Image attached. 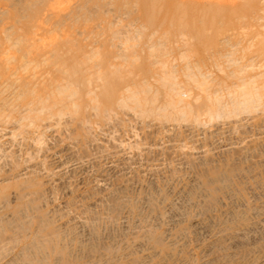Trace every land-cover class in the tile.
<instances>
[{"label": "rangeland", "instance_id": "obj_1", "mask_svg": "<svg viewBox=\"0 0 264 264\" xmlns=\"http://www.w3.org/2000/svg\"><path fill=\"white\" fill-rule=\"evenodd\" d=\"M203 1H205V0H200V1H192V0H0V166H1L0 167V179H2V182H3L2 183L0 180V182H1L0 183V204L4 200L2 203L3 205H0V210H1V207L3 206L2 207L3 210L0 211V216L3 215L2 217L5 216V218L8 217V219L11 217H14V221H17L18 219L20 221V222L17 221V223H19V224H18V226L16 225V228H14L15 227L14 224H16V223H13L14 221L12 222L13 224L10 222V224H12L11 226H14L13 227L14 229L19 228L17 231H15V230H13V228L11 229L9 222H8L9 225H7V223H5V221H7V219L3 218V220L0 221L1 222L0 225L4 224L5 229L3 228V226H2V228L0 227L2 229V231H0V233L4 231L3 233L0 234L1 235L0 240L4 241L3 246H6L8 244V247H6V248H8V252L11 251V252H9L10 254L14 253V255L11 254L13 257L21 255L20 257L22 258L25 256V252L28 253V251H29L28 254H31V256H32L31 260H28L30 262L27 261L28 258H26V257L30 256L27 253L26 254L28 256L26 255L23 259H21L18 256L17 261H20L18 263L15 260V258L11 257V255L9 253L7 254V252H6L7 249H5V248L2 249V241H1V243H0L1 244V246H0L1 250L0 251L5 250V252H4L5 256L3 254H2V256L0 255L2 257L3 261L6 260L3 258H6V256L9 255L10 257L8 258V256H7V260L13 258V259H11L12 264H21V262H24V261H25L24 262L25 264H35V263H37L38 259H39L38 263L40 260L45 261V263H42L40 261L39 264H41V263L46 264L47 259H48L47 264H51V263L56 264L55 259H59L61 257V255H59L60 253L58 254V252L54 253V247H52V246L57 245L58 240L60 243V240L62 241V239H63V241H62L63 244L65 243V245L67 247L70 245L69 249L70 248H71V250L74 249L73 251L74 252L76 251L77 253H81L82 246H84L83 252L87 251V246H88L89 247L88 251L89 250L93 251L94 254L96 253V251H99L96 253L97 255L99 253H103V252L105 253V251L107 254L112 255L111 251L114 250V254H113V256H114L115 251H117V250L119 251V249H120V242H121V244H123L132 238L137 237L138 239H141L142 236H143L142 238H144V236L146 235V234L144 235V233H147V231H149V232L147 233V235H146L147 237L145 236V238L148 240L151 239V241H154L155 237H158V234H160L162 231V229H156L155 227L157 225L161 224L162 221H164V219H166L165 209L169 208L170 209V210L168 209L169 212H171V210L177 211L178 208L180 206H182V208L179 209V212H180V215L182 214L183 217L180 216L178 219L177 225L174 226V232L177 231L176 234L180 235V233H181L182 235H184L186 230H187L188 223H190L192 218L197 217L199 215V218L201 216L202 221H204L203 222L204 226L207 227L208 229L211 228L213 235L216 237V238L214 236L211 237L212 239H216L215 241L218 244L217 243H216V245L214 244V246L212 248V254L214 256V258H213L214 260L212 262H208V264L209 263H211V264H225V263H227V264H253V263L254 264H264V224H263L264 221H261L260 219L255 218V212L253 210H255V208H257V207H255L256 203L254 204L251 201L246 200L248 198V192H250V189L245 188L244 186H246V185L243 186V184H242V181H243L242 179L245 176V172H243V171L239 172V169L243 170L245 167L250 165L249 163L251 161L247 158L248 156H246L245 153L246 152L251 153L253 148H254V153H255L256 152L255 147H253L252 149L250 148V151L246 150L243 152L241 150L239 151V149L238 150L235 149V150H237L236 151L237 153H234L235 150L233 152L229 153L228 155H229V157L230 156L231 157L230 158L228 157L227 158L228 160H225L223 162L216 160V159H219L217 157V154H218L217 152L221 151L220 150L221 146L226 144V142H229L232 139V137H236L237 134L239 135L241 132L240 129L242 130V128L238 127V125H235L236 127L233 125L235 127L234 128L235 130L233 129L232 126H231L232 128L228 129L230 131H228L226 128V126L233 123L234 120L236 121V119H234L235 118L234 116H236V115L234 114L232 116V114L237 113L236 109L239 107H242L241 105L238 106V104H240V102H241L240 100H243L242 99L243 97H241V98L239 97V95L242 96V93H243V92H240V90L242 88L241 85L245 84V83L247 84V82H248L249 85H246V86L242 85V86H245L248 89L255 87V89H256V88H259L261 81L264 79V0H219V1L216 0L217 2L214 0H212V1L206 0L207 2L206 1L203 2ZM208 2H210V3H208ZM11 46H13V47H11ZM259 75L260 76L263 75V77H260ZM80 76H88L91 79L90 80V85H91L90 88L92 90H94V88L96 89L95 92L93 91V93L91 94L92 96L90 95V99L92 98V101H94L93 99H95L97 97V100L90 103V105L92 104L93 106L89 105V107H88L89 113L90 114L92 113L91 114V121L92 122L87 121L90 123L89 124L90 126L88 125V123L83 122V124L84 123H85V125L87 124L89 128H87V126H83V127L84 128L86 127L85 129H87V130H91V132L89 131V133H88L84 129L87 132V135L86 134L83 135L84 137L81 134V136H79V139H78L77 135L71 134L70 140H72V141L67 139L69 136L66 138V140H63L65 138H62V140H63L62 142H60L61 140L60 141H56V140L54 141L53 139H57V138L50 137L52 129L47 128L48 132H44V131L42 132V130H45L46 128H43L40 125L41 123H43L42 111L40 110V109H42V105H41V102H42V86L50 84V82H52L51 80H61L63 78V80H62V82H63V81H65L64 77L65 78H67V77L77 78ZM251 78H252V80H251ZM240 79H242V80H240ZM252 82H255L254 86L252 85ZM34 84H35V86H34ZM76 85L77 84L74 83L72 86L75 87ZM205 85H207V86H205ZM77 86H79V85H77ZM201 86H202V88H201ZM125 87H127V88H125ZM261 87L262 86H260V88ZM69 89H71V88H69ZM252 90H254V88ZM254 91H256V90H254ZM256 92H258V91H256ZM23 93H24V95H23ZM39 93H40V95H39ZM94 93L96 96H94ZM239 93H241V94H239ZM17 94L19 96L20 95L21 96L19 97ZM37 94H38V96H37ZM131 95H132V97H131ZM238 98H240V99L238 100ZM38 99H40L41 101L39 102ZM117 99H119V101ZM152 99H154V101ZM234 99L237 100L238 102L239 101L240 102L238 103ZM133 101H135V102H133ZM96 102H98V105L96 104ZM116 102H117V104H116ZM233 102H236L235 104H237L236 105L237 108L235 107V110L233 109L235 112L231 113V111H232L231 108L233 107V105L235 106V104H233ZM94 103L98 106V109H99L98 114L99 115L97 114V109H95L96 112L93 110L94 107L96 106ZM152 103H153V105H152ZM26 104L27 105L29 104V105L27 106ZM124 105H126V106H124ZM167 105H168V108L170 107L169 109L166 108ZM31 106H34V109ZM187 106H189V107H187ZM92 107H93V109H92ZM124 107H125V109H124ZM173 107H176V108H174L175 113L172 109ZM201 107L204 110L203 109L201 110ZM209 107H210L212 112L209 111ZM219 107L220 108L222 107V108L220 109ZM95 108H97V107H95ZM162 108L163 109L166 108L165 110H167V111H164ZM226 108L227 109L229 108L230 110L228 109L229 110L228 111ZM31 109H33L35 111L39 110L41 112L36 111V113H35V111H33ZM176 109H177V111L179 110V112H181V114H183L185 116V118H182L183 115L180 117H177V116H179L180 113L178 114V112H176ZM216 109H217V111H216ZM225 109L228 113L227 112L224 113ZM91 110H92V112H91ZM160 110H163V111H160ZM170 110H172V112H170ZM194 110H195L196 114H195ZM242 110L244 113L245 110L244 109H242ZM102 111L103 112L106 111V112L103 113ZM168 111H169V114L166 113ZM221 111L225 115L222 114ZM164 112L166 113V115ZM202 112H204V113H202ZM240 112L241 111H238V114H240L239 117L243 114L242 112L241 113ZM94 113H96L95 115L97 118L93 117V116H95V115H93ZM157 113H159V114H157ZM170 113H172V114L174 113V114L170 115ZM197 113L199 115H201L202 118L199 115H198V117H199L198 118L196 116ZM69 114H73V113L71 112ZM103 114H104V116H103ZM145 114H147V115H145ZM190 114H191V117H190ZM228 114H230L231 119H230V117H228ZM247 114L248 113H246L245 116H247ZM28 115H29V118H31V117H33V118L31 120L30 119L28 120ZM65 115L63 116L64 118L68 116V115L67 116H65ZM147 116H148V118H147ZM193 116H196V117H193ZM25 117H27V119ZM58 117L59 116L55 117L56 121L57 120L59 121V119H61V120L64 119V118L58 119ZM101 117L104 118V120H106V121L103 122L104 120ZM227 117L230 119L229 121H227L228 120ZM239 117L237 119H239ZM34 118H36V119L40 118V119L34 120ZM118 118H119V120H118ZM197 119H200L202 122L200 120H197ZM209 119H211L210 120L211 122L209 121ZM113 120H115V122ZM17 122H18V124H16ZM30 122L31 123L33 122V123L30 124ZM121 122H123V123H121ZM196 122H198V123H196ZM216 122H217V126H216ZM219 122H220V124H218ZM228 122H230V123H228ZM65 123L63 125H66ZM94 123L95 124L99 123L100 126H99V124H97L99 128H97ZM150 123L152 124V126L155 129L151 126ZM174 123H175V125H174ZM187 123H188V125H187ZM226 123L228 125H226ZM130 124H131V128H130ZM165 124H167V125L169 124V126H167ZM192 124L195 125V127ZM221 124L222 125L224 124L225 126L223 127ZM35 125H36V127H35ZM91 125H92V129H91ZM134 125H135V127H133ZM156 125H158V126H156ZM172 125H173L172 128H174V130L171 128ZM186 125L189 128H187ZM102 126H104V127H102ZM157 127L160 128L158 130V133H157V129H158ZM164 127L166 128V130L164 129ZM180 127L182 129H180ZM210 127H211V129H210ZM237 127H238V129H237ZM58 128L59 127H57V129ZM100 128H102L105 132ZM168 128L170 130L172 129L171 131L169 130V133L167 131ZM193 128H194V130H193ZM220 128L222 129V131ZM223 128L225 130H223ZM93 129H94V131H93ZM114 129H115V131H114ZM119 129H120V131H119ZM162 129H164L165 132L169 134V136L167 134L163 133L164 130H162ZM188 129H190L191 131ZM219 129L221 132L215 131V130H219ZM160 130H161V132L163 131L162 132L163 135H162V133H160ZM200 130H201V132H200ZM92 131L94 132L93 133L94 134L93 139L94 138H95V140L99 139L100 143H98V141H97V144L96 143L94 144V142H96V141H93V139L91 142L90 137L92 138V136H93V134H91ZM124 131H125V133H124ZM206 131H207V133L208 132L209 133L207 134ZM97 132H99V134ZM113 132H114V134H113ZM116 132H119V133H116ZM214 132L218 133V134L216 133L217 134L216 137H215L216 134ZM227 132H229V134L231 132H234V133L230 134V136H229ZM26 133H27V135H26ZM68 133H69V131H68ZM107 133H109V134H107ZM120 133H124L125 135L127 134V136H125L124 134H122L123 135L122 136ZM129 133H130V135H129ZM187 133H188V135L191 133V135H190L191 137L188 136L190 138L187 137ZM210 133H212V134L214 133V134L212 135ZM221 133H223L224 135ZM44 134H46V135H44ZM67 134L65 133L64 135L67 136ZM133 134H135V137ZM149 134H151V135H149ZM193 134L195 136L197 135L195 137L196 139L192 138ZM200 134H202V135L204 134V135L203 136L201 135V137H199ZM88 135H89V137H88ZM95 135L97 136V138ZM105 135H108V136L110 135L109 137H111V138H109L108 136H105ZM164 135L168 138L169 141L167 140V138H165ZM175 135H177V136L175 137ZM185 135L187 138L185 137ZM194 135H193V137H194ZM221 135L224 138L220 137ZM101 136H104V137H101ZM119 136H121V137H119ZM170 136L172 138H170ZM63 137H65V136H63ZM73 137H75V138H73ZM112 137H113V141L111 140ZM118 137L122 138V139L120 140V139H118ZM163 137L165 139H163ZM83 138H86L85 140H87V141L85 142V140ZM100 138H103V139L100 140ZM115 138H116V140L118 139L117 141L119 143L121 141V143L120 144L119 143L114 144L116 142V141H114ZM142 138L144 140H142ZM218 138H220V139H218ZM221 138H222V141L226 138H227V140H229V139L230 140L229 141L224 140V142H222V144H221ZM35 139H37V140H35ZM159 139H161V140H159ZM179 139L185 140V141L182 140V142H184V143L180 142ZM209 139L213 142H210ZM73 140H75V141H73ZM88 140H90V141H88ZM103 140H105V142H103ZM122 140H124V141H122ZM171 140L173 141V143ZM194 140L196 142H198V140H199V142H198L199 144L194 142ZM201 140H203V143H200ZM216 140H220V142L218 141V143L221 146L218 145ZM48 141H50V142L48 143ZM64 141L66 142L65 144H68L67 142H69V144H71L72 146L74 145L73 147L76 146L79 149V150H77L75 148L76 149L75 152L72 149V153L74 152V154H75L77 152L76 153L77 155L73 154L75 157L77 156V158L74 157V161H73V163H71L72 168L78 169V167H79V169H81L82 167H84V168L86 167V168H88L87 171L89 173H85V172L80 173L81 171L78 169L79 171L77 170V172L73 176V180H71L69 182V179H67L69 182V185L70 184L71 185L70 186L67 185L68 189L66 191L62 192L61 189H59L58 187H55L53 185L51 192H53L54 189L55 190L53 193H51L49 191L51 194L48 192L46 193L45 191L43 192V190H41L42 192L41 191L35 192L36 194L33 193L34 192V190H33L34 187L32 184L33 180H39V181L41 179L43 180L47 176L45 174L49 173L48 164L50 165V161L47 160L48 164H46V162H45L46 157L45 156L47 154H49V155L54 154L57 150H59L61 147H63L65 145L64 144L62 146V143H64ZM108 141H110V142L108 145H106L105 143H108ZM137 141H138L139 145H138ZM155 141L157 142L156 143L157 145L155 144ZM175 141H179V142L176 143ZM205 141H207V143ZM46 142H47V146L50 144V147L51 146L52 147L51 148L47 147ZM52 142H55V143H52ZM140 142H143V143L141 144ZM152 142H154V144ZM169 142H171L172 144ZM192 142H194V145H191ZM79 143L82 145H80ZM92 143H93V145H92ZM126 143H128V144H126ZM131 143L133 146L131 145ZM86 144L87 145L89 144L88 146L91 147L92 149L94 148L96 150V148H97L98 152L101 149V152H99V153L97 152V155L100 153L102 154V155L100 154V155H98V157H96V158H98V160L90 155V154H92V155L96 154V151L94 149H93V151L86 149L88 151L87 157H91L92 161H90L91 158L86 157L85 152H87V151L84 150V148L91 149L88 146H86ZM99 144H102V148H104L105 150L100 148L101 145H99ZM103 144H104V146H103ZM110 144L112 145L111 147L116 149L115 152L117 150L119 151L118 148H121L122 150L120 149L119 152L117 151V153H115L113 148H112V151H111V147L108 148V146H110ZM180 144L182 147L185 146L184 147L185 152H183V154H181L183 149L180 147ZM195 144L197 145L196 146L197 149L195 148L197 151L193 150L194 149L193 146H195ZM121 145L123 148L121 147ZM135 145H136V147L138 146L140 148V150H139V148H136ZM217 145L219 148L217 147ZM81 146L84 148H81ZM141 146H143V147L141 148ZM202 146H203V148H202ZM207 147L213 153L208 151ZM20 148H21V150H20ZM98 148H99V150H98ZM149 148L152 151L149 150ZM167 148H170L171 150H172V148L173 149L176 148V149L172 150L173 152L170 153L171 150L169 149V152H167L168 151ZM80 149L84 151L85 158H84L83 153H82L83 151H81ZM143 149L144 150L146 149V150L144 151ZM160 149H162V150H160ZM164 149H165V151H164ZM177 149H178V151H177ZM187 149H189V150H187ZM213 149H215V150H213ZM158 150L163 151L165 153L166 152L170 153V155L163 153L164 156L162 157L161 156V155H163L162 152L159 154ZM179 150H181V151H179ZM51 151H53L54 153ZM107 151L109 153H107ZM134 151L136 153H134ZM14 152L15 153L18 152V153L15 154ZM94 152H95V154H93ZM147 152H149V153H147ZM157 152L160 156H158ZM179 152H180L181 156L177 155V154H179ZM195 152H198V153H195ZM121 153H122V156L124 155L126 158L123 160V162L119 161V159L121 157ZM184 153L185 154L187 153L186 154L187 158H188L189 154L193 155V156L189 155V159H190L189 161L190 162L188 161V159L185 160L186 156ZM135 154H137V155H135ZM155 154H157V155H155ZM175 154L177 155L176 158L179 161L184 159L180 162L181 164L179 162H176L178 160L175 158ZM194 154L197 156L199 155V158L197 159V156L194 157L195 156ZM240 154H241V157H239ZM80 155H81V157L79 159H81V158H84V159H81L79 161L78 157ZM109 155L111 156V158L109 157ZM113 155L117 156V157H113ZM165 155L169 156V159ZM200 155H201V157H200ZM206 155L208 156V158ZM213 155H216L217 158ZM100 156H101L103 162L102 161L99 162L101 160ZM136 156H137V158H136ZM142 156L143 157L146 156L145 157L146 159L149 157L150 159H147L148 161L147 160L145 161V158H143ZM153 156H155V157H153ZM170 156H172L173 160H175V161H172L171 160L172 157H170ZM236 156H238L239 159L242 158L243 162L238 160V157H236ZM151 157H152V159H151ZM159 157L161 160H163V158L165 157L164 158L165 160H163V162H165L167 160L166 163H168V164L164 163L165 167L163 166L164 165L163 162H160ZM234 157H236V158H234ZM155 158L158 159V163H161V164H159V166H158V163H156L157 161H155L156 160ZM201 158L203 160L204 159L209 160L210 163H208L207 160H204V161L200 160ZM213 158L215 159L214 160L215 163L213 162V165L216 164V166L214 165L215 168L218 167L215 170L213 168L214 166L212 165ZM245 158H247V159H245ZM76 159H77V161H76ZM86 159H88V160H86ZM93 159H95V160H93ZM105 159L108 161H106ZM116 159H117V161H116ZM233 159H234V161H233ZM126 160H128V161H126ZM138 160L140 162H138ZM169 160L172 161L173 163L170 162ZM246 160L247 161L249 160V162H247ZM168 161L170 162V165L172 164L171 166L169 165ZM183 161H185V162H183ZM192 161H194V162L192 163ZM196 161L198 162V164ZM238 161H240V162H238ZM33 162H34V164H33ZM91 162H94V163H91ZM121 162L124 164V166ZM124 162L125 163L131 162V163L125 164ZM145 162L146 163L153 162V163L150 165V164H146ZM154 162H155V165H153ZM230 162L232 163L233 166L235 164H237V166L235 165L234 166L235 168H234L230 164ZM233 162L235 164H233ZM82 163H83V166H82ZM98 163L100 164L99 167L97 165ZM105 163H106V166H105ZM110 163L112 166L110 165ZM135 163H136V165H135ZM138 163L139 164L141 163L140 165H142L143 167L145 166L144 169ZM178 163H179V165H178ZM224 163H226V165H228V164L231 165V167L223 165ZM38 164H40V165H38ZM115 164H117V167H118L117 170H116L117 167ZM120 164L124 168H122ZM128 164H129V166L131 165L130 166L131 168H129ZM173 164H175L174 167H173ZM239 164H240V166H239ZM95 165H97V166H95ZM107 165L110 167H108ZM160 165H162V166H160ZM167 165H169V166H167ZM197 165H199V166H197ZM220 165L223 167H220ZM26 166L31 167V169L33 170V173L35 175L37 174V176L32 175L33 176L32 177L29 173L28 176H30L32 178L25 176L28 178L22 177V178L16 179L18 177V175L16 173H18L19 169H20L19 173H22L23 170L26 168ZM103 166H105L106 168ZM149 166L151 168L154 166L156 167V168L155 167L153 168L154 173L153 172L149 173V171L152 170V169L148 168ZM178 166H181L180 167L181 169ZM107 167H108V169H107ZM113 167H116V168H113ZM146 167H147V169H146ZM162 167L165 168V171L167 173H165V171ZM169 167H171V168H169ZM197 167H199V168H197ZM227 167H229V168H227ZM232 167L234 168L233 173H232L233 169L231 170ZM37 168H39V170ZM110 168H111V170H110ZM157 168H159V170L161 168L162 174H161V172H159V170ZM202 168H204V169H202ZM224 168H225V170L228 169V172H225V170H223ZM21 169H23V170H21ZM97 169H100V170H97ZM123 169L127 170L126 172L129 174L128 177L123 176L121 174L120 171ZM129 169H131V170L129 171ZM145 169H146V171L147 170L148 171L147 172L142 171V173H143L142 174L141 170H145ZM156 169H157V173L159 172L158 173L159 175L156 174ZM173 169H175V170L172 171ZM221 169L226 174H228L227 177H225L226 174H224L223 171H222L223 173H221ZM95 170H97L98 173ZM170 170L173 173L171 172V174H170V172H168ZM229 170H231V172ZM5 171L6 172L9 171V172L6 173ZM45 171H47V172H45ZM90 171H92V172H90ZM110 171H112L113 173ZM118 171L120 172V174H118L119 173ZM138 171H140V172H138ZM180 171H181V173H180ZM192 171L194 174L192 173ZM195 171L198 174V176H196L197 174L195 173ZM4 172H5V174H4ZM203 172L204 173L207 172V173H205L206 175L201 174ZM229 172H230V175H229ZM101 173H104L107 176H110L109 177L110 180L114 176V178L111 181L112 185L110 183H108V185L106 184L104 189H102V190L98 188L99 183L96 181V177H97L96 175L101 174ZM109 173L111 175H109ZM116 173L118 174V176L116 175ZM132 173H133V175H132ZM134 173H136V174H134ZM138 173L142 174V176L140 177L139 176L140 174H138ZM152 173L154 174V176ZM38 174L40 176H38ZM130 174H131V176H130ZM147 174H148V176H147ZM165 174H168V175H165ZM232 174H233V176H232ZM239 174L241 176L243 175V177L240 176L241 179H238V178H240L239 176L235 177V175H239ZM15 175H16V177H15ZM135 175H137V176H135ZM144 175H145V177H144ZM161 175H163V176L161 177ZM172 175H174V176H172ZM190 175H191V177H190ZM200 175L202 178L199 177ZM215 175H217V177L219 176V178L221 176L223 181L222 180L219 181L217 185H210L209 184V186H208V183L206 182L209 180L208 177L211 176V177H209L210 179L214 178V177L217 178ZM246 175H247V173H246ZM42 176H44L45 178ZM76 176H77V178H75ZM81 176H83V177H81ZM132 176H134L135 178H133ZM193 176L194 177L196 176L197 178H200V179L197 180L196 177L193 179ZM35 177H37V178H35ZM68 177H70V175H68ZM90 177H93V178H91L92 181H91ZM131 177L133 178L132 181L134 180L133 184L130 181ZM185 177H186V180H185ZM122 178L124 179L125 182L123 181ZM230 178H232V179H230ZM3 179L4 180L7 179L8 181L6 180L7 181L6 182ZM31 179H32V181L30 182ZM70 179H72V177H70ZM94 179H95V182L93 181ZM180 179H182V180L180 181ZM236 179L238 180V182L237 181L234 182V180H236ZM244 179L246 180V178H244ZM24 180H25V182H24ZM77 180H78V183H77ZM138 180L140 181V184L138 183ZM153 180H154V182H152ZM187 180L189 182L191 180L190 183H192L194 181L192 183L193 185L192 184L190 185V183ZM92 182H94L95 184ZM178 182L180 184H178ZM22 183L25 184V185L23 184L25 187H23L21 185ZM28 183L29 184L31 183V184L29 185ZM152 183H154V184H152ZM194 183H195V185H194ZM80 184L82 185L81 187L84 188L83 190H86L87 192L89 191L90 193L89 192L88 193L91 196H94L93 198H101L102 199V201H101L102 203L100 202V206H98L96 209L91 208L89 210H85V211H88L86 213H84V212L78 213L74 210V208L72 206H75V204L77 203V196L82 190V189H80ZM128 184L131 186H129ZM171 184H172V186H171ZM19 185H21V187H23V188L19 187ZM126 185H128V186H126ZM85 186H86V189H85ZM106 186H108V187H106ZM145 186L147 189L145 188ZM121 187L124 188V190ZM207 187L209 189H211V187H212L214 191H212V189H211V192H210V190H208ZM74 188L78 192V194L76 191H74ZM148 188H150V189L148 190ZM151 188H152V190H151ZM185 188H186V190H185ZM16 189L17 190L19 189L18 192ZM128 189H130V190H128ZM137 189L140 191L138 192ZM242 189H244V190H242ZM93 190H94V192H93ZM127 190H128V192H127ZM131 190H132V192H131ZM217 190H219L220 193H222V195ZM55 191L56 192L58 191V192L56 193ZM116 191H118V192H116ZM143 191H144V193H143ZM173 191H175V192L177 191V192L174 194ZM30 192L33 193L34 195L33 194L31 195ZM149 192H150V194H149ZM246 192H247V194H246ZM11 193L12 194L17 193V195L19 194L18 195V196H20V197H18L19 200L17 199L16 201L12 202V199H11L12 194ZM123 193H124V195H122ZM133 193H134V195H133ZM202 193L204 195H207L209 198L210 197H212V198L209 199L206 196L207 199L204 197L205 198L204 199L205 201H204L203 199H201V197H199L202 195ZM217 193H218V195H217ZM235 193H236V195L238 194L237 197L242 199V201L240 199L236 200V197L234 195ZM10 194H11V196H10ZM64 194H65V196H64ZM99 194L101 195V197L99 196ZM148 194H149V196H148ZM210 194H212V196ZM229 194H231L230 198H229ZM239 194H241L242 196L244 195L243 198H241L242 196ZM3 195H5V196H3ZM69 195H71V196H69ZM115 195H117V196H115ZM128 195H129V197H128ZM215 195H216V197L218 196V199H217L218 204L216 203ZM224 195L226 196V198L225 197L223 198ZM53 196H55V197H53ZM119 196L122 198V200ZM133 196H135V198ZM159 196L160 197L162 196V197L160 198ZM219 196L221 198L220 200H219ZM146 197L147 198L149 197V199H147V201H146ZM163 197H165V198H163ZM184 197H186V198H184ZM40 198H42V199H40ZM130 198H131V200H130ZM196 198L198 201L196 200ZM150 199H152V201ZM161 199H162V202H161ZM170 199L171 200L173 199V200L171 201ZM222 199H225V200H222ZM229 199H232V200H229ZM117 200H120L121 204ZM183 200H186V202ZM195 200H196V202H195ZM234 200L237 201V203ZM243 200H245L244 202L246 203V206H244L245 203L243 202ZM45 201H46L47 206L45 205ZM57 201H58V203H57ZM64 201L67 202L68 204H70L69 205L70 207L68 206L69 208L68 207L65 208L66 210L63 209V211L62 210L58 211L56 213V215L57 216H65L64 214L67 211V209H69V213H70V209H71V213H73V214H71V213L68 214V211H67L66 212L67 215L65 217H68V216L71 217L72 215L78 216L79 219H81L80 221L83 224L81 223L79 225V227H78V225L71 224L73 226L68 228L70 230L73 228L71 230V232L73 231L71 235H69V233H71V232H69V230H66V229L65 230L68 232L67 233L66 231H64V233L66 235H64V234L62 235V233H59V237H58V233H57V235L52 234L53 239L55 240V243H54V240L52 239L53 241L51 244L52 236L49 234L50 239L48 238L49 236H47V238H46V236L44 234L47 235L48 233H46L40 229V228H42V227H40V225L42 226V224H41L42 220L41 219H42V217L44 218V216L48 217L50 215V213H52L51 209H53L55 206H57L58 204H60ZM199 201H200V203H199ZM208 201L211 203H209ZM220 201H222V202L224 201V203H221ZM226 201H228V202H226ZM31 202H32V205H31ZM43 202H44V204H43ZM151 202H152V204H151ZM169 202H171V203L169 204ZM175 202H176V205H175ZM212 202H214V203H212ZM115 203H117V205ZM194 203H197V204L194 205ZM205 203H206V205H205ZM220 203L223 206H221ZM52 204H54V205L51 208ZM122 204H123V206L121 207V212H119L120 209H118V208H120V207H117V206L122 205ZM129 204H131V206L133 204L132 208H131V206H129ZM225 204H227V207ZM240 204H243V205H240ZM115 205H116L117 209H115L116 208ZM161 205L163 206V208ZM177 205H178V207H177ZM250 205H253L254 208L252 206L250 207ZM22 206H24V207H22ZM32 206L34 208L35 207L36 208L34 209ZM111 206H112V208H111ZM172 206H173V208H172ZM224 206L226 208H224ZM25 207H26V210L23 211V209ZM102 207H104V209ZM124 207H126V208H124ZM229 207L230 208L233 207V208L230 209ZM246 207H247V209H246ZM19 208L20 209L22 208V209L20 210ZM122 208H123V211H122ZM249 208H252V210L251 209L249 210ZM36 209L37 210L39 209V210L36 212ZM192 209H193L194 213L196 212L195 214L194 213L192 214ZM107 210L109 212H107ZM128 210L130 211V213ZM157 210H158V212H157ZM213 210H214V212H213ZM227 210H228L229 214L227 213ZM237 210H238V212H237ZM152 211H155L156 214H155V212L153 214ZM247 211H248L249 215H246ZM250 211H252V212H250ZM255 211H257V210H255ZM25 212H26V214H28L26 217H25V215H26ZM62 212H63V215H61ZM139 212L141 214H139ZM159 212H161V213L163 212V213L161 214ZM204 212H205L206 216L203 215ZM16 213H17V215L18 214L20 215V216L18 215V217L16 218L17 220H15V216H17ZM30 213H32V214H30ZM37 213H38V215H37ZM45 213H47V214H45ZM133 213H134V215H133ZM6 214H7V217H6ZM10 214H11V216H10ZM96 214H98L99 216ZM108 214H110V215H108ZM190 214H192V215H190ZM213 214L215 216L218 214L217 218L214 217ZM234 214H236V216ZM120 215H122V217H120ZM126 215H128L127 217H129V218L124 219V216H126ZM159 215L160 216L163 215L164 219L162 220V218H160ZM137 216H139V217H137ZM142 216H143V218H142ZM241 216H242V218H241ZM247 216H249V218ZM34 217H35V220H37L39 218L37 220L38 223H37V221L33 220ZM114 217H115V219H114ZM151 217H152V219H151ZM157 217L159 219H161L162 221L160 220V222H159V219ZM222 217H223V219L225 218L224 221H223ZM21 218L24 221H22ZM25 218H26V220H25ZM117 218H118V220H117ZM140 218H142V219H140ZM201 218L199 220H201ZM1 219L2 218H0V220ZM11 219H13V218H11ZM88 219H89V221H88ZM206 219H208L207 220L208 222L205 221ZM31 220L34 222L32 223ZM138 220H141V221L144 220V222L143 221L141 222ZM3 221H4V223H2ZM117 221H118V223H117ZM241 221H242V223H241ZM243 221H244V223H243ZM256 221H258V222L260 221L259 223H261V225L259 223H257ZM131 222L133 225H131ZM152 222H154V223H152ZM225 222H226V224H225ZM255 222L257 223V227H256ZM26 223H27V225L25 226L24 224H26ZM141 223L143 226L145 225L144 228L141 225ZM147 223L149 225H147ZM151 223H152L151 228H149L148 226H150ZM236 223H239L240 227L242 229L240 227L238 228L239 224H236ZM38 224H40L39 225L40 228L38 227ZM120 224H122V225H120ZM246 224H247V226H246ZM6 225L8 227V230L6 229ZM139 225H141V226H139ZM146 225H147V228H146ZM178 225H179V227H178ZM225 225H226V227H225ZM252 225L255 227V230H249L250 227H253ZM27 226H28V228H26ZM36 226H37V228L34 229V233H33V228H35ZM163 226L167 227L166 224ZM82 227H83V229H81ZM140 227H142V228H140ZM180 227H182V228H180ZM235 227H236V229H234ZM9 228L15 232L14 233L11 232V230H9ZM20 228H25L26 230H28V233H27V231H25V229H20ZM29 228H30V231H29ZM120 228L121 229L123 228V229L121 230ZM132 228H133V230L136 229L135 232L132 230ZM219 228L221 230L220 234H219ZM224 228H226V229H224ZM39 229L41 231H39ZM130 229L133 231L134 234L131 233L132 231ZM145 229H147L146 232H145ZM179 229H180V231H179ZM182 229H184V230H182ZM35 230L39 231L40 233H38ZM81 230H83V231H81ZM143 230H144V232H143ZM215 230L218 232H216ZM237 230H238V233H237ZM77 231H79V232H77ZM87 231L89 233H87ZM96 231L98 233H96ZM137 231H138V234H137ZM41 232H42V234H41ZM90 232H92L91 233L92 236H91ZM153 232H155V233H153ZM6 233H8L9 235H11L13 233V235H12L13 237L10 236V238H8L7 236H9V235ZM15 233H16V235H15ZM35 233H36V235H35ZM37 233H38V235H37ZM76 233H77V235H76L77 238H76V236H74ZM93 233H95V234H93ZM142 233H143V235H141ZM215 233L216 234L218 233V234L216 235ZM4 234H5V237H4ZM30 234H31V236H30ZM40 234L43 235L41 237L46 238L47 240L46 239L45 240L40 239V237H39ZM148 234L153 235V238H151L152 236L149 237ZM221 234H223V236ZM227 234H230L233 236L235 234L238 235L239 239L237 238V236L234 237L237 240L236 245L231 243L235 239L234 240L232 239L230 241L229 240L222 241L223 239H220V238L227 237ZM19 235H20V237L22 236L23 240H22V238H19ZM128 235L129 236L131 235L132 237L130 236L131 237L130 238ZM155 235H157V236H155ZM55 236H57L58 238ZM63 236H65L67 239L64 238ZM69 236H70V238L68 239ZM184 236L187 237L190 244H192V242L195 243L196 240L198 238H200L201 235L199 234V236H193L192 234H190V231L187 230V233ZM11 237H12V239H11ZM14 237L15 238L18 237L16 239L17 240L19 239V241H17L19 244L15 242V245H14V241L16 240ZM83 237H84V240H83ZM86 237H87V239H86ZM3 238L7 239V244L5 243L6 240H3ZM28 238L31 239V240H28L29 243L27 241ZM211 238H208L206 242H208L209 239H211ZM73 239L75 240V243H72L74 241ZM78 239L80 240L81 243H79ZM11 240H12V242H11ZM33 240H35L36 242L34 241L35 243H33ZM97 240H99V241H97ZM102 240H104V241H102ZM37 241H38V243L40 241L41 244L40 243L39 244L41 246H39ZM65 241H67V243ZM70 241L72 244H70ZM89 241H90V243H89ZM219 241H221V242H219ZM226 241H228V242H226ZM10 242H11V247L9 245ZM25 242H26V244H25ZM42 242H44L45 245ZM102 242H104L106 244L105 245L103 244L101 247H99L102 244ZM109 242L111 243V245ZM222 242L224 245H221L222 246L221 247L220 243L222 244ZM76 243H78L77 244L78 246L76 245ZM96 243H97V245H96ZM99 243H101V244L98 245ZM108 243H109V245H108ZM12 244L16 248H14ZM34 244H36V245L34 246ZM67 244H69V245H67ZM29 245L32 246V248L34 246V248L31 250L30 249L31 247L29 248ZM42 245L46 246V248L44 247L45 250L42 249L43 248ZM50 245H52V246H50ZM72 245H74V246H72ZM229 245H230V248H229ZM26 246H28V247H26ZM48 246L50 248H48ZM116 246H117V248H115ZM157 246H159V245H157ZM235 246H237V248H235ZM12 247L15 250L14 249H13V251L10 250V249H12ZM35 247H37V248L35 249ZM79 247L81 248V250ZM96 247H98V249ZM102 247H103V250H102ZM105 247H106V249H105ZM108 247L111 251L109 249H107ZM40 248L44 251V253ZM99 248H101V251ZM49 249H51V250L49 251ZM227 249H228V251H227ZM37 250H40V252H36ZM108 250L110 251V253L108 252ZM16 251H17V253H16ZM41 251H42V253H41ZM45 251H47V252H45ZM19 252L20 253L23 252V253L20 254ZM37 253L39 255L41 254L40 257L38 256V259L36 257L38 255ZM45 253H47V254H45ZM261 253H262V255H261ZM22 254H24V256ZM34 254L35 255L37 254V255L35 256ZM43 254L45 257H43ZM52 254H55V255H52ZM30 257H29V259H30ZM53 257H54V259H53ZM41 258L44 260H42ZM215 258H216V260H215ZM33 259H34V261H33ZM2 260H0V262H2ZM14 260L16 261V263L14 262ZM31 262H33V263H31Z\"/></svg>", "mask_w": 264, "mask_h": 264}, {"label": "bare ground", "instance_id": "obj_2", "mask_svg": "<svg viewBox=\"0 0 264 264\" xmlns=\"http://www.w3.org/2000/svg\"><path fill=\"white\" fill-rule=\"evenodd\" d=\"M192 1H200V0H192ZM206 1V0H205ZM205 1H203V2H205ZM207 1H212V0H207ZM206 1V2H207ZM214 1H216V0H214ZM217 1H219V0H217ZM216 1V2H217ZM208 3H210V2H208ZM7 11V10H6ZM24 11V10H23ZM16 20V19H15ZM13 27V26H12ZM6 33V32H5ZM14 33V32H13ZM18 37V36H17ZM7 38V37H6ZM11 47H13V46H11ZM15 48V47H14ZM19 49V48H18ZM26 53V52H25ZM29 55V54H28ZM8 58V57H7ZM26 58V57H25ZM29 64V63H28ZM23 66V65H22ZM7 69V68H6ZM65 76V75H64ZM69 76V75H68ZM260 76V75H259ZM232 77V76H231ZM260 77H263V75H261ZM33 78V77H32ZM35 78V77H34ZM18 80V79H17ZM62 80H63V78L61 79V80H51L52 82H50V84H47V85H43L42 86V102H41V105H42V109H40L41 111H42V121H43V123H41L40 125H41V127H43V128H46L45 130H42V132L44 131V132H48L47 131V128H51L50 130L52 131H50L51 132V135H50V137H52V138H57V139H53L54 141L56 140V141H60V142H62L63 140H66V138L68 139V140H70L71 139V134L72 135H77V138L79 139V136H81V134H82V136L83 135H87V132L89 133V131L91 132V130H87V129H85L83 126H87V128H89L88 127V125L90 124L89 122H87V121H91V114L89 113V111H88V107H89V105H90V103H92V102H94L95 100H97V97L95 98V99H93L94 101H92V98L90 99V95L93 93V91L95 92V88H94V90H92L90 87H91V85H90V78L88 77V76H80V77H77V78H74V77H67V78H65L64 77V80L65 81H63L62 82ZM240 80H242V79H240ZM251 80H252V78H251ZM98 81V80H97ZM250 81V80H249ZM43 82V81H42ZM251 82V81H250ZM75 83V84H77V85H79V86H72L73 84ZM243 83V82H242ZM254 83L255 82H252V85L254 86ZM97 84V83H96ZM144 84V83H143ZM203 84V83H202ZM207 84V83H206ZM90 85V86H89ZM140 85V84H139ZM242 85H249V83L247 82V84L245 83V84H242ZM241 85V90H240V92H243L242 93V96L241 95H239V97L241 98V97H243L242 99L243 100H240L239 102H240V104H238V106L239 105H241L242 107H239V108H237L236 107V105L237 104H235L236 102H233V104H235V106L233 105V107L231 108L232 109V111H231V113H233V112H235L234 110H235V107L237 108L236 110H237V113H233L232 114V116L235 114L236 116H234L235 118L234 119H236V121L234 120V122L233 123H231V124H227L226 123V125H228V126H226V128H227V130L228 129H230V128H232L233 127V129L236 127L235 125H238V127H240V128H242V130L240 129V134L238 135L237 133V136L236 137H232V139L229 141V140H227V138L226 139H224L225 141L227 140V141H229V142H226V144H224V145H219V143H218V141L220 142V140H216V142L218 143V145L219 146H221V148H220V152L218 151L217 153V157L219 158V159H216L217 161H221V162H223V161H225V160H228L227 158L229 157V153H231V152H233L235 149H239V151L241 150L242 152L243 151H246V150H249L250 151V148L252 149L253 147H255V150H256V152L254 153V148H253V150L251 151V153H249V152H246L245 154H246V156H248L247 158L252 162H250L249 164L250 165H248L247 167H245L243 170H240L239 169V172L240 171H243V172H245V176H244V178H246V180L243 178L242 180V184H243V186L244 185H246V186H244L245 188H247V189H250V192H248V198L246 199V200H248V201H251L252 203H256L254 206L255 207H257V208H255V210H257V211H255V210H253L254 212H255V218H257V219H260L261 221H264V79L261 81V84L259 85V88H256L255 89V87H252L251 89L249 88H247V87H245V86H242ZM14 86V85H13ZM34 86H35V84H34ZM33 86V87H34ZM103 86V85H102ZM205 86H207V85H205ZM260 86H262L261 88H260ZM95 87V86H94ZM245 87V88H244ZM69 88H71V89H69ZM99 88V87H98ZM125 88H127V87H125ZM201 88H202V86H201ZM208 88V87H207ZM254 88V90H256V91H258V92H256V91H254V90H252ZM6 89V88H5ZM258 89V90H257ZM260 89V90H259ZM32 90V89H31ZM59 91V92H58ZM170 91V90H169ZM202 91V90H201ZM4 92V91H3ZM15 92V91H14ZM27 92V91H26ZM34 92V91H33ZM35 93V92H34ZM138 93V92H137ZM143 93V92H142ZM233 93V92H232ZM145 94V93H144ZM239 94H241V93H239ZM18 95V94H17ZM23 95H24V93H23ZM39 95H40V93H39ZM209 95V94H208ZM19 96V95H18ZM21 96V95H20ZM19 96V97H20ZM37 96H38V94H37ZM92 96V95H91ZM94 96H96L95 95V93H94ZM99 96V95H98ZM121 96V95H120ZM137 96V95H136ZM207 96V95H206ZM25 97V96H24ZM131 97H132V95H131ZM134 97V96H133ZM234 97V96H233ZM107 98V97H106ZM111 98V97H110ZM122 98V97H121ZM130 98V97H129ZM151 98V97H150ZM154 98V97H153ZM198 98V97H197ZM215 98V97H214ZM240 98H238V100L240 99ZM11 99V98H10ZM18 99V98H17ZM41 99V98H40ZM40 99H38L39 100V102L41 101ZM168 99V98H167ZM211 99V98H210ZM213 99V98H212ZM216 99V98H215ZM224 99V98H223ZM231 99V98H230ZM109 100V99H108ZM118 101H119V99H117ZM153 101H154V99H152ZM165 100V99H164ZM218 100V99H217ZM235 100V99H234ZM32 101V100H31ZM111 101V100H110ZM117 101V102H118ZM121 101V100H120ZM136 101V100H135ZM135 101H133V102H135ZM180 101V100H179ZM219 101V100H218ZM217 101V102H218ZM235 101H237V100H235ZM9 102V101H8ZM117 102H116V104H117ZM132 102V103H133ZM139 102V101H138ZM232 102V101H231ZM238 102V101H237ZM238 102V103H239ZM121 103V102H120ZM124 103V102H123ZM147 103V102H146ZM154 103V102H153ZM153 103H152V105H153ZM32 104V103H31ZM95 104V103H94ZM96 104L98 105V102H96ZM95 104V105H96ZM112 104V103H111ZM119 104V103H118ZM135 104V103H134ZM173 104V103H172ZM205 104V103H204ZM218 104V103H217ZM27 105V104H26ZM29 105V104H28ZM27 105V106H28ZM36 105V104H35ZM95 106V107H97V108H95L94 107V109H93V107H92V109L96 112V110L95 109H97V114H98V106ZM138 105V104H137ZM90 106H93L92 104L90 105ZM124 106H126V105H124ZM221 106V105H220ZM227 106V105H226ZM232 106V105H231ZM31 107H33V109H34V106H31ZM104 107V106H103ZM128 107V106H127ZM140 107V106H139ZM155 107V106H154ZM187 107H189V106H187ZM212 107V106H211ZM224 107V106H223ZM36 108V107H35ZM41 108V107H40ZM150 108V107H149ZM158 108V107H157ZM167 109H169L168 108V105H167V107H166ZM166 108H162L164 111H167V110H165ZM174 108H176V107H173L172 109H173V111H174ZM184 108V107H183ZM199 108V107H198ZM220 108V107H219ZM222 108V107H221ZM220 108V109H221ZM230 108V107H229ZM228 108V109H229ZM33 109H31V110H33ZM124 109H125V107H124ZM153 109V108H152ZM203 108L201 107V110H202ZM227 109V108H226ZM226 109H225V112L224 113H226L227 111H226ZM227 109V110H228ZM234 109V110H233ZM239 109V110H238ZM242 109H244L245 110V112L246 113H248L247 114V116H245V112L243 113V110ZM17 110V109H16ZM103 110V109H102ZM106 110V109H105ZM112 110V109H111ZM151 110V109H150ZM163 110H160V111H163ZM193 110V109H192ZM204 110V109H203ZM207 110V109H206ZM230 110V109H229ZM228 110V111H229ZM33 111H35V110H33ZM32 111V112H33ZM36 111H39V110H36ZM36 111H35V113H36ZM41 111H39V112H41ZM109 111V110H108ZM113 111V110H112ZM132 111V110H131ZM130 111V112H131ZM209 111L210 112H212L211 111V109H210V107H209ZM214 111V110H213ZM216 111H217V109H216ZM238 111H241L243 114L239 117V115L240 114H238ZM73 113V114H69V113ZM91 112H92V110H91ZM103 112V111H102ZM104 112H106V111H104ZM103 112V113H104ZM115 112V111H114ZM134 112V111H133ZM153 112V111H152ZM170 112H172V110H170ZM176 112H178V114H179V116H177V117H180V116H182L183 114H181V112H179V110L177 111V109H176ZM185 112V111H184ZM194 112H195V110H194ZM209 112V113H210ZM240 112V113H241ZM3 113V112H2ZM21 113V112H20ZM25 113V112H24ZM34 113V114H35ZM116 113V112H115ZM165 113V112H164ZM163 113V114H164ZM166 113H168L169 114V111L168 112H166ZM166 113H165V115H166ZM174 113H175V111H174ZM173 113V114H174ZM202 113H204V112H202ZM221 113H222V111H221ZM224 113H222V114H224ZM228 113V112H227ZM230 113V112H229ZM10 114V113H9ZM38 114V113H37ZM36 114V115H37ZM41 114V113H40ZM65 116H67V117H63L64 115ZM96 113H94L93 115H95ZM129 114V113H128ZM136 114V113H135ZM143 114V113H142ZM151 114V113H150ZM154 114V113H153ZM157 114H159V113H157ZM172 113H170V115H173ZM177 114V113H176ZM195 114H196V112H195ZM211 114V113H210ZM215 114V113H214ZM238 114V115H237ZM39 115V114H38ZM99 115V114H98ZM97 115V116H98ZM127 115V114H126ZM145 115H147V114H145ZM144 115V116H145ZM169 115V116H170ZM188 115V114H187ZM193 115V114H192ZM198 113H197V117H198ZM205 115V114H204ZM207 115V114H206ZM213 115V114H212ZM225 115V114H224ZM223 115V116H224ZM227 115V114H226ZM25 116V115H24ZM57 116H59L58 117V119L59 118H64V119H59V121L57 120H55V117H57ZM103 116H104V114H103ZM138 116V115H137ZM143 116V115H142ZM196 116H193V117H196ZM200 117H201V115H199ZM210 116V115H209ZM208 116V117H209ZM214 116V115H213ZM239 117V119H237L238 117ZM243 116V117H242ZM93 117H96V115L95 116H93ZM107 117V116H106ZM163 117V116H162ZM174 117V116H173ZM176 117V116H175ZM190 117H191V114H190ZM205 117V116H204ZM211 117V116H210ZM209 117V118H210ZM215 117V116H214ZM213 117V118H214ZM228 117H230V119H231V116H230V114H228ZM227 117V118H228ZM26 119H27V117H25ZM33 117H31V118H29V115H28V120L30 119H32ZM97 118V117H96ZM102 118V117H101ZM147 118H148V116H147ZM182 118H185V116L183 115L182 116ZM181 118V119H182ZM199 118V117H198ZM202 118V117H201ZM212 118V119H213ZM222 118V117H221ZM40 119V118H39ZM39 119H36V118H34V120H39ZM103 120H104V118H102ZM122 119V118H121ZM157 119V118H156ZM170 119V118H169ZM229 118H228V120L227 121H229L230 120ZM61 120V121H60ZM67 120V121H66ZM118 120H119V118H118ZM127 120V119H126ZM140 120V119H139ZM149 120V119H148ZM179 120V119H178ZM189 120V119H188ZM197 120H200V119H197ZM211 119H209V121H210ZM27 121V120H26ZM66 123H65V122ZM106 120H104L103 122H105ZM112 121V120H111ZM114 122H115V120H113ZM121 121V120H120ZM123 121V120H122ZM194 121V120H193ZM201 121V120H200ZM199 121V122H200ZM225 121V120H224ZM226 121V122H227ZM8 122V121H7ZM66 124V125H63L64 123ZM83 122H85V123H88V125L86 124L85 125V123L83 124ZM92 122V121H91ZM95 122V121H94ZM98 122V121H97ZM118 122V121H117ZM144 122V121H143ZM169 122V121H168ZM180 122V121H179ZM202 122V121H201ZM211 122V121H210ZM218 122V121H217ZM217 122H216V126H217ZM222 122V121H221ZM232 122V121H231ZM20 123V122H19ZM33 123V122H32ZM31 122H30V124H32ZM63 123V124H62ZM121 123H123V122H121ZM161 123V122H160ZM159 123V124H160ZM165 123V122H164ZM182 123V122H181ZM196 123H198V122H196ZM228 123H230V122H228ZM16 124H18V122L16 123ZM29 124V125H30ZM62 124V125H61ZM95 124V123H94ZM97 124H99V123H96L95 125H96V127L97 128H99L98 127V125ZM119 124V123H118ZM151 124V123H150ZM194 124V123H193ZM192 124V125H193ZM215 124V123H214ZM218 124H220V122L218 123ZM39 125V126H40ZM60 125V126H59ZM105 125V124H104ZM110 125V124H109ZM165 125H167V124H165ZM164 125V126H165ZM174 125H175V123H174ZM187 125H188V123H187ZM186 125V126H187ZM199 125V124H198ZM203 125V124H202ZM222 125V124H221ZM235 127H234V126ZM17 126V125H16ZM20 126V125H19ZM31 126V125H30ZM90 126V125H89ZM99 126H100V124H99ZM120 126V125H119ZM124 126V125H123ZM151 126H152V124H151ZM156 126H158V125H156ZM167 126H169V124L167 125ZM177 126V125H176ZM194 127H195V125H193ZM200 126V125H199ZM214 126V125H213ZM219 126V125H218ZM223 127L225 126L224 124L222 125ZM232 126V127H231ZM21 127V126H20ZM35 127H36V125H35ZM57 129V127H59L57 130L55 129V128ZM102 127H104V126H102ZM114 127V126H113ZM133 127H135V125L133 126ZM153 127V126H152ZM173 127V125L171 126V128ZM178 127V126H177ZM197 127V126H196ZM209 127V126H208ZM238 127H237V129H238ZM23 128V127H22ZM106 128V127H105ZM123 128V127H122ZM121 128V129H122ZM130 128H131V124H130ZM129 128V129H130ZM139 128V127H138ZM154 128V127H153ZM158 128V127H157ZM186 128V127H185ZM187 128H189L188 126H187ZM204 128V127H203ZM222 128V127H221ZM220 128V129H221ZM7 129V128H6ZM54 129V130H53ZM87 131H85V130ZM91 129H92V125H91ZM100 129H102V128H100ZM125 129V128H124ZM155 129V128H154ZM160 128H158L157 129V133H158V130H159ZM164 129L166 130V128L164 127ZM164 129H162V130H164ZM173 130H174V128H172ZM171 129V130H172ZM180 129H182L181 127H180ZM192 129V128H191ZM198 129V128H197ZM205 129V128H204ZM210 129H211V127H210ZM216 129V128H215ZM220 129L219 130H215V131H220ZM236 129V130H237ZM39 130V129H38ZM103 130V129H102ZM106 130V129H105ZM108 130V129H107ZM141 130V129H140ZM165 130H164V132L163 133H165V134H167L168 136H169V128H168V133H166L165 132ZM170 130V131H171ZM179 130V129H178ZM188 130H190V129H188ZM193 130H194V128H193ZM223 130H225L224 128H223ZM226 130V131H227ZM235 130V129H234ZM233 130V131H234ZM3 131V130H2ZM18 131V130H17ZM23 131V130H22ZM68 131H69V133H68ZM93 131H94V129H93ZM92 131V133L91 134H93L94 132ZM104 131V130H103ZM114 131H115V129H114ZM117 131V130H116ZM119 131H120V129H119ZM123 131V130H122ZM135 131V130H134ZM152 131V130H151ZM156 131V130H155ZM177 131V130H176ZM185 131V130H184ZM191 131V130H190ZM189 131V132H190ZM199 131V130H198ZM209 131V130H208ZM211 131V130H210ZM221 131H222V129H221ZM220 131V132H221ZM228 131H230V130H228ZM232 131V130H231ZM37 132V131H36ZM105 132V131H104ZM108 132V131H107ZM128 132V131H127ZM142 132V131H141ZM154 132V131H153ZM161 132V130H160V133H162ZM179 132V131H178ZM188 132V131H187ZM200 132H201V130H200ZM203 132V131H202ZM235 132V131H234ZM234 132H231L230 134H233ZM67 134V136L66 135H64V134ZM96 133V132H95ZM98 134H99V132H97ZM103 133V132H102ZM116 133H119V132H116ZM124 133H125V131H124ZM124 133H120L121 135L122 134H124ZM135 133V132H134ZM155 133V132H154ZM156 133V134H157ZM163 133H162V135H163ZM184 133V132H183ZM186 133V132H185ZM194 133V132H193ZM206 133H207V131H206ZM209 133V132H208ZM207 133V134H208ZM215 133V132H214ZM213 133V134H214ZM217 133V132H216ZM215 133V134H216ZM228 133V135L230 136V134H229V132H227ZM226 133V134H227ZM12 134V133H11ZM43 134V133H42ZM70 134V135H69ZM90 134V135H91ZM107 134H109V133H107ZM113 134H114V132H113ZM132 134V133H131ZM136 134V133H135ZM135 134H133L134 135V137H135ZM153 134V133H152ZM210 134H212V133H210ZM212 134V135H213ZM218 134V133H217ZM217 134L215 135V137L217 136ZM220 134V133H219ZM221 134H223V133H221ZM225 134V135H226ZM26 135H27V133H26ZM41 135V134H40ZM39 135V136H40ZM44 135H46V134H44ZM104 135V134H103ZM125 135V134H124ZM129 135H130V133H129ZM139 135V134H138ZM149 135H151V134H149ZM158 135V134H157ZM172 135V134H171ZM182 135V134H181ZM191 135V133L188 135V133H187V137L188 136H190ZM194 135V134H193ZM193 135H192V138L193 139H196L195 137L197 136H195L194 135V137H193ZM201 135L202 134H200L199 135V137H201ZM204 135V134H203ZM202 135V136H203ZM224 135V134H223ZM235 135V134H234ZM5 136V135H4ZM3 136V137H4ZM10 136V135H9ZM63 136H65V137H63ZM92 136V135H91ZM96 136V135H95ZM105 136H108V135H105ZM110 136V135H109ZM108 136V137H109ZM116 136V135H115ZM123 136V135H122ZM125 136H127V134L125 135ZM124 136V137H125ZM137 136V135H136ZM144 136V135H143ZM154 136V135H153ZM165 136V135H164ZM177 135H175V137H176ZM180 136V135H179ZM209 136V135H208ZM233 136V135H232ZM16 137V136H15ZM20 137V136H19ZM84 137V136H83ZM86 137V136H85ZM88 137H89V135H88ZM87 137V138H88ZM93 137H94V134H93V136H92V138L90 137V140H91V142H92V139H93ZM101 137H104V136H101ZM119 137H121V136H119ZM118 137V139H122V138H119ZM130 137V136H129ZM185 137H186V135H185ZM186 137V138H187ZM191 137V136H190ZM190 137H188V138H190ZM198 137V138H199ZM220 137H222V135L220 136ZM24 138V137H23ZM45 138V137H44ZM47 138V137H46ZM62 138H65V139H63L62 140ZM73 138H75V137H73ZM72 138V139H73ZM96 138H97V136H96ZM106 138V137H105ZM109 138H111V137H109ZM161 138V137H160ZM165 138H167L166 136H165ZM164 137H163V139H165ZM170 138H172L171 136H170ZM182 138V137H181ZM222 138H224V137H222ZM222 138H221V144H222V142H224V140L222 141ZM32 139V138H31ZM77 139V140H78ZM81 139V138H80ZM84 140L86 139V138H83ZM89 139V138H88ZM103 138H100V140H102ZM107 139V138H106ZM117 139V140H118ZM139 139V138H138ZM204 139V138H203ZM218 139H220V138H218ZM10 140V139H9ZM8 140V141H9ZM30 140V139H29ZM33 140V139H32ZM35 140H37V139H35ZM90 140H88V141H90ZM109 140V139H108ZM112 141H113V137H112V139H111ZM116 140V138L114 139V141H116L114 144H118L119 142ZM142 140H144L143 138H142ZM157 140V139H156ZM159 140H161V139H159ZM158 140V141H159ZM167 140H168V138H167ZM180 140V139H179ZM183 140V139H182ZM182 140H180V142H182ZM205 140V139H204ZM210 140V139H209ZM7 141V140H6ZM70 141H72V140H70ZM73 141H75V140H73ZM87 140H85V142H86ZM93 141H96V142H94V144L96 143L97 144V141H98V143H100L99 142V139H97V140H95V138L93 139ZM107 141V140H106ZM111 141V142H112ZM122 141H124V140H122ZM166 141V140H165ZM169 141V140H168ZM172 141V140H171ZM183 141H185V140H183ZM188 141V140H187ZM50 141H48V143H49ZM59 142V143H60ZM103 142H105V140H103ZM109 142L110 141H108V143H105L106 145H108L109 144ZM130 142V141H129ZM149 142V141H148ZM151 142V141H150ZM176 143L177 142H179V141H175ZM189 142V141H188ZM194 142H196L195 140H194ZM194 142H192L191 143V145H194ZM198 142H199V140H198ZM198 142H196V143H198ZM206 143H207V141H205ZM204 142V143H205ZM210 142H213V141H211L210 140ZM32 143V142H31ZM34 143V142H33ZM52 143H55V142H52ZM66 142L64 141V143H62V146L65 144ZM68 144H65L63 147H59L60 149L59 150H57L55 153L53 152V151H51V152H53L54 154H47L45 157H46V164H48L47 163V160L48 161H50V165L48 164V168H49V173L48 174H45V175H47L46 176V178L44 177V176H42V177H44L45 179H41L40 181L39 180H33V182H32V184H33V187H34V192L33 193H35V192H39V191H41V190H43V192L45 191L46 193L48 192V193H50L51 192V190H52V188H53V185L55 186V187H58L59 189H61L62 190V192L63 191H66L67 189H68V187H67V185L68 186H70L69 185V182L71 181V180H73V176L75 175V173L77 172V170L79 169V167H78V169H74V168H72V164L71 163H73V161H74V155L77 153H75L74 154V152H75V150L77 149V150H79L76 146L75 147H73L71 144H69V142H67ZM120 143H121V141H120ZM119 143V144H120ZM123 143V142H122ZM137 143H138V141H137ZM141 144L143 143V142H140ZM153 144H154V142H152ZM157 142L155 141V144H156ZM159 143V142H158ZM169 143H171V142H169ZM172 143H173V141H172ZM171 143V144H172ZM175 143V144H176ZM182 143H184V142H182ZM181 143V144H182ZM200 143H203V140H201V142ZM4 144V143H3ZM57 144V143H56ZM80 144V143H79ZM78 144V145H79ZM113 144V145H114ZM126 144H128V143H126ZM161 144V143H160ZM159 144V145H160ZM181 144H180V147L183 149V151H182V153L181 154H183V152H185V150H184V147L185 146H181ZM199 144V143H198ZM32 145V144H31ZM34 145V144H33ZM41 145V144H40ZM43 145V144H42ZM76 145V144H75ZM77 145V146H78ZM80 145H82V144H80ZM84 145V144H83ZM89 145V144H88ZM87 144H86V146H88ZM92 145H93V143H92ZM99 145H101V147L100 148H102V144H99ZM130 145V144H129ZM131 145H132V143H131ZM137 145V144H136ZM136 145H135V147H136ZM138 145H139V143H138ZM157 145V144H156ZM155 145V146H156ZM201 145V144H200ZM212 145V144H211ZM218 145H217V147H218ZM46 146H47V142H46ZM60 146V145H59ZM98 146V145H97ZM103 146H104V144H103ZM112 145L110 144V146H108V148L109 147H111ZM127 146V145H126ZM133 146V145H132ZM131 146V147H132ZM196 144H195V146H193V150H195V151H197L196 149ZM204 146V145H203ZM203 146H202V148H203ZM206 146V145H205ZM33 147V146H32ZM31 147V148H32ZM42 147V146H41ZM40 147V148H41ZM47 147H50V144L47 146ZM52 147V146H51ZM50 147V148H51ZM55 147V146H54ZM53 147V148H54ZM73 147V148H72ZM89 147V146H88ZM99 147V146H98ZM121 147H122V145H121ZM128 147V146H127ZM130 147V146H129ZM143 146H141V148H142ZM160 147V146H159ZM164 147V146H163ZM179 147V148H180ZM9 148V147H8ZM76 148V149H75ZM80 148V147H79ZM81 148H84V147H82L81 146ZM89 148H91V147H89ZM112 148L113 147H111V151H112ZM123 148V147H122ZM136 148H139L138 146L136 147ZM178 148V149H179ZM192 148V147H191ZM196 148V149H195ZM208 148V147H207ZM219 148V147H218ZM36 149V148H35ZM34 149V150H35ZM49 149V148H48ZM72 149H73V153H72ZM92 150L93 151V149L91 148V149H88V148H84V150ZM102 149H104V148H102ZM119 149V151H120V149L121 148H118ZM127 149V148H126ZM148 149V148H147ZM168 149V151L167 152H169V149L170 148H167ZM176 148H172V150H175ZM178 149H177V151H178ZM206 149V148H205ZM20 150H21V148H20ZM40 150V149H39ZM81 150V149H80ZM86 150V151H87ZM95 150V149H94ZM98 150H99V148H98ZM105 150V149H104ZM113 150H114V152H115V150L116 149H114L113 148ZM122 150V149H121ZM125 150V149H124ZM131 150V149H130ZM137 150V149H136ZM135 150V151H136ZM139 150H140V148H139ZM144 150V149H143ZM146 150V149H145ZM144 150V151H145ZM149 150H151L150 148H149ZM148 150V151H149ZM160 150H162V149H160ZM171 150V149H170ZM170 151V153L171 152H173V151ZM187 150H189V149H187ZM207 150V149H206ZM213 150H215V149H213ZM237 150H235L234 151V153H237L236 151ZM12 151V150H11ZM10 151V152H11ZM81 151H83V150H81ZM96 154H95V152L93 153V154H95V155H92V154H90L92 157H94L95 159H97L98 160V158H96V157H98V155H100V154H98L97 155V148H96ZM103 151V150H102ZM118 151V150H117ZM117 151L115 152V153H117ZM118 151V152H119ZM134 151V153H136ZM152 151V150H151ZM159 151V150H158ZM164 151H165V149H164ZM179 151H181V150H179ZM208 151H210V149L208 148ZM9 152V153H10ZM20 152V151H19ZM22 152V151H21ZM50 152V153H51ZM99 152H101V149H100V151ZM98 152V153H99ZM105 152V151H104ZM162 152V154L164 153V154H169L170 155V153H165V152H163V151H159V154ZM190 152V151H189ZM207 152V151H206ZM211 152V151H210ZM216 152V151H215ZM253 152V153H252ZM15 153V152H14ZM16 153H18V152H16ZM15 153V154H16ZM81 153V152H80ZM83 153V156H84V151L82 152ZM81 153V154H82ZM86 153V157L88 156L87 154H88V151L87 152H85ZM107 153H109L108 151H107ZM129 153V152H128ZM140 153V152H139ZM142 153V152H141ZM147 153H149V152H147ZM146 153V154H147ZM153 153V152H152ZM195 153H198V152H195ZM209 153V152H208ZM211 153H213V152H211ZM11 154V153H10ZM74 154V155H73ZM138 154V153H137ZM137 154H135V155H137ZM157 154H158V152H157ZM157 154H155V155H157ZM158 154V156H160ZM164 154L163 155H161L162 157L164 156ZM174 154V153H173ZM181 154H180V152H179V154H177V155H179V156H181ZM185 154V153H184ZM187 154V153H186ZM185 154V156H186V158H185V160L186 159H188V161L190 160L189 159V155L190 156H193L192 154H189L188 155V158H187V155ZM243 154V153H242ZM13 155V154H12ZM77 155V154H76ZM102 155V154H101ZM107 155V154H106ZM112 155V154H111ZM115 155V154H114ZM113 155V157H117V156H114ZM120 155V154H119ZM140 155V154H139ZM150 155V154H149ZM148 155V156H149ZM176 154H175V158H176V156H177ZM195 155V154H194ZM203 155V154H202ZM212 155V154H211ZM228 155V156H227ZM233 155V154H232ZM237 155V154H236ZM82 156V157H83ZM104 156V155H103ZM102 156V157H103ZM108 156V155H107ZM106 156V157H107ZM166 156V155H165ZM173 156V155H172ZM172 156H170V157H172ZM197 155H195L194 157H196ZM207 156V155H206ZM213 156H215L216 157V155H213ZM244 156V155H243ZM81 157V155L78 157V160L80 161L81 159H84L85 158V156H84V158H81V159H79ZM109 157L111 158V156L109 155ZM143 157V156H142ZM146 157V156H145ZM145 157H143V158H145ZM153 157H155V156H153ZM168 159H169V156H166ZM184 157V156H183ZM200 157H201V155H200ZM205 157V156H204ZM203 157V158H204ZM216 157V158H217ZM231 157V156H230ZM229 157V158H230ZM236 157H238V156H236ZM236 157H234V158H236ZM239 157H241V154H240V156ZM239 157H238V160H240V161H242L243 162V160H242V158H240L239 159ZM18 158V157H17ZM75 158H77V156L75 157ZM87 158H91V157H87ZM100 158H101V156H100ZM136 158H137V156H136ZM165 158V157H164ZM163 158V160H165ZM199 158V155L197 156V159ZM207 158H208V156H207ZM247 158H245V159H247ZM25 159V158H24ZM39 159V158H38ZM95 159H93V160H95ZM107 159V158H106ZM105 159V160H106ZM124 159H126L125 158V156L123 155L122 156V153H121V157H120V159H119V161H122L123 162V160ZM147 159H150L149 157L147 158ZM146 158H145V161L147 160ZM151 159H152V157H151ZM156 159V158H155ZM159 159H160V157H159ZM177 159V158H176ZM182 159V158H181ZM192 159V158H191ZM196 159V160H197ZM29 160V159H28ZM40 160V159H39ZM42 160V159H41ZM86 160H88V159H86ZM90 160V159H89ZM96 160V161H97ZM100 160V159H99ZM113 160V159H112ZM163 160H161L160 159V162H163ZM172 161H175V160H173V157H172V159H171ZM178 160V159H177ZM182 160H184V159H182ZM181 160V161H182ZM193 160V159H192ZM200 160H202V161H204V160H207V159H200ZM199 160V161H200ZM212 160V159H211ZM214 158H213V161H212V165H213V162H214ZM230 160V159H229ZM249 160L247 161V162H249ZM15 161V160H14ZM21 161V160H20ZM76 161H77V159H76ZM90 161H92V158H91V160ZM103 162V160H102V158H101V160L99 161V162ZM106 161H108V160H106ZM114 161V160H113ZM116 161H117V159H116ZM126 161H128V160H126ZM133 161V160H132ZM136 161V160H135ZM148 161V160H147ZM153 161V160H152ZM155 161H157L156 163H158V159H156ZM170 161V160H169ZM168 161V162H169ZM172 161H170V162H172ZM181 161H176V162H181ZM195 161V160H194ZM194 161H192V163L194 162ZM198 161V160H197ZM196 161V162H197ZM216 161V162H217ZM233 161H234V159H233ZM240 161H238V162H240ZM245 161V162H246ZM18 162V161H17ZM16 162V163H17ZM36 162V161H35ZM84 162V161H83ZM87 162V161H86ZM89 162V161H88ZM121 162V163H122ZM138 162H140L139 160H138ZM142 162V161H141ZM167 162V160L165 161V162H163V164L165 163V164H168V163H166ZM170 162H169V165H170ZM175 162V163H176ZM183 162H185V161H183ZM190 162V161H189ZM206 162V161H205ZM207 162L208 163H210V161L209 160H207ZM232 162V161H231ZM230 162V164L232 165V163ZM241 162V163H242ZM15 163V164H16ZM81 163V162H80ZM91 163H94V162H91ZM97 163V162H96ZM117 163V162H116ZM125 163V162H124ZM127 163H131V162H127ZM127 163H125V164H127ZM146 163V162H145ZM153 162H151V163H146V164H152ZM173 163V162H172ZM179 163H178V165H179ZM200 163V162H199ZM215 163V162H214ZM12 164V163H11ZM14 164V163H13ZM18 164V163H17ZM33 164H34V162H33ZM41 164V163H40ZM40 164H38V165H40ZM102 164V163H101ZM113 164V163H112ZM123 164V163H122ZM139 164V163H138ZM141 164V163H140ZM139 164V165H140ZM145 164V165H146ZM159 164H161V163H158V166H159ZM165 164L163 165L164 167H165ZM177 164V163H176ZM181 164V163H180ZM183 164V163H182ZM189 164V163H188ZM197 164H198V162H197ZM205 164V163H204ZM207 164V163H206ZM228 164V163H227ZM233 164H235L234 162H233ZM45 165V164H44ZM98 165V167L100 166V164L98 163L97 164ZM97 165H95V166H97ZM110 165H111V163H110ZM114 165V164H113ZM116 165V167H117V164H115ZM121 165V164H120ZM133 165V164H132ZM135 165H136V163H135ZM134 165V166H135ZM153 165H155V162H154V164ZM169 165H167V166H169ZM172 165V164H171ZM170 165V166H171ZM174 165L175 164H173V167H174ZM201 165V164H200ZM215 166H216V164H214ZM213 165V166H214ZM219 165V164H218ZM222 165V164H221ZM220 165V167H223V166H221ZM223 165H225V166H230L231 167V165H226V163H224ZM236 166H237V164H235ZM234 165V166H235ZM8 166V165H7ZM10 166V165H9ZM14 166V165H13ZM16 166V165H15ZM43 166V165H42ZM82 166H83V163H82ZM81 166V167H82ZM105 166H106V163H105ZM105 166H103V167H105ZM108 166V165H107ZM112 166V165H111ZM119 166V165H118ZM123 166H124V164H123ZM126 166V165H125ZM128 166H129V164H128ZM131 166V165H130ZM129 166V168H131ZM138 166V165H137ZM140 166H142V165H140ZM160 166H162V165H160ZM166 166V167H167ZM191 166V165H190ZM197 166H199V165H197ZM211 166V165H210ZM215 166L213 167L214 168V170L216 169V168H218V167H216L215 168ZM233 166V165H232ZM233 166V167H234ZM239 166H240V164H239ZM238 166V167H239ZM242 166V165H241ZM244 166V165H243ZM1 167V166H0ZM11 167V166H10ZM34 167V166H33ZM44 167V166H43ZM47 167V166H46ZM108 167H110V166H108ZM108 167H107V169H108ZM116 167H113V168H116ZM121 167H122V165H121ZM120 167V168H121ZM127 167V166H126ZM143 167V166H142ZM145 167V166H144ZM144 167H143V169H144ZM155 167V166H154ZM154 167H148L149 169H152V170H150L149 171V173L150 172H153V168ZM164 167H162L163 169H164V171H165V168ZM179 168L181 167V166H178ZM212 167V166H211ZM219 167V168H220ZM231 168V170H232V173L234 172V168ZM3 168V167H2ZM20 168V167H19ZM35 168V167H34ZM106 168V167H105ZM122 168H124V167H122ZM121 168V169H122ZM138 168V167H137ZM156 168V167H155ZM168 168V167H167ZM169 168H171V167H169ZM192 168V167H191ZM197 168H199V167H197ZM205 168V167H204ZM204 168H202V169H204ZM209 168V167H208ZM227 168H229V167H227ZM226 168V169H227ZM241 168V167H240ZM243 168V167H242ZM38 170H39V168H37ZM43 169V168H42ZM87 169L88 168H84V167H82L81 169H79L81 172L80 173H83V172H85V173H89L88 171H87ZM92 169V168H91ZM118 169V167L116 168V170ZM139 169V168H138ZM146 169H147V167H146ZM146 169L145 170H141V173H142V171H146ZM158 170H159V168H157ZM157 169H156V174H158L159 172H161V174H162V171H161V168H160V170H159V172L157 173ZM176 169V168H175ZM175 169H173L172 171H174ZM181 169V168H180ZM212 169V168H211ZM237 169V168H236ZM11 170V169H10ZM21 170H23V169H21ZM36 170V169H35ZM47 170V169H46ZM78 170V171H79ZM97 170H100V169H97ZM97 170H95V171H97ZM104 170V169H103ZM110 170H111V168H110ZM115 170V169H114ZM131 169H129V171H130ZM178 170V169H177ZM197 170V169H196ZM223 170H225V168L223 169ZM222 169H221V173H223L224 171H223ZM231 170H229L230 172H231ZM19 171H20V169H19ZM19 171H18V173H19ZM43 171V170H42ZM120 171V170H119ZM118 171V172H119ZM127 170L125 169H123V170H121L120 172H121V174L123 175V176H127L128 177V173L126 172ZM148 171V170H147ZM146 171V172H147ZM155 171V170H154ZM171 170L170 171H168V172H170V174H171V172H172ZM182 171V170H181ZM181 171H180V173H181ZM187 171V170H186ZM194 171V170H193ZM193 171H192V173H193ZM218 171V170H217ZM223 171V172H222ZM6 172V171H5ZM5 172H4V174H5ZM9 172V171H8ZM8 172H6V173H8ZM36 172V171H35ZM39 172V171H38ZM45 172H47V171H45ZM90 172H92V171H90ZM107 172V171H106ZM110 172H112V171H110ZM120 172L118 173V174H120ZM134 172V171H133ZM136 172V171H135ZM138 172H140V171H138ZM189 172V171H188ZM225 172H228V169L227 170H225ZM224 172V174H226ZM230 172H229V175H230ZM16 173L17 175H18V177L16 178V179H18V178H22V177H25V176H28V174L30 173V175L32 176V175H34V176H37V174L35 175L34 173H33V170L31 169V167H27L26 166V168L23 170V172L22 173ZM33 173V174H32ZM37 173V172H36ZM41 173V172H40ZM96 173V172H95ZM97 173H98V171H97ZM105 173V172H104ZM104 173H101V174H98V175H96L97 177H96V181L99 183L98 184V188L99 189H104V187H105V185L107 184L108 185V183H110L111 184V181H112V179L114 178V176H113V178L110 180V176H107L106 174H104ZM113 173V172H112ZM137 173V172H136ZM136 173H134V174H136ZM154 173V172H153ZM152 173V174H153ZM165 173H167L166 171H165ZM173 173V172H172ZM178 173V172H177ZM183 173V172H182ZM195 173H196V171H195ZM205 173H207V172H205ZM204 172L203 173H201V174H205ZM219 173V172H218ZM237 173V172H236ZM242 173V172H241ZM240 173V174H241ZM246 173H247V175H246ZM118 174L116 173V175L118 176ZM138 174H140V173H138ZM143 174V173H142ZM142 174H140L139 176L141 177L142 176ZM151 174V175H152ZM169 174V173H168ZM168 174H165V175H168ZM194 174V173H193ZM197 174V173H196ZM216 174V173H215ZM220 174V173H219ZM238 174V173H237ZM235 175V177L236 176H241V175ZM244 174V173H243ZM7 175V174H6ZM10 175V174H9ZM42 175V174H41ZM68 175H70V177H72V179H70V177H68ZM86 175V174H85ZM90 175V174H89ZM88 175V176H89ZM109 175H111L110 173H109ZM115 175V176H116ZM132 175H133V173H132ZM150 175V176H151ZM159 175V174H158ZM206 175V174H205ZM204 175V176H205ZM227 175L228 174H226V176L225 177H227ZM38 176H40L39 174H38ZM130 176H131V174H130ZM135 176H137V175H135ZM147 176H148V174H147ZM153 176H154V174H153ZM163 175H161V177H162ZM172 176H174V175H172ZM177 176V175H176ZM183 176V175H182ZM196 176H198V174L196 175ZM195 176V177H196ZM216 177H217V175H215ZM232 176H233V174H232ZM4 177V176H3ZM2 177V178H3ZM6 177V176H5ZM14 177V176H13ZM15 177H16V175H15ZM29 178H32V177H30V176H28ZM28 177H25V178H28ZM81 177H83V176H81ZM133 178H135L134 176H132ZM131 177V182H132V184H133V181H132V178ZM144 177H145V175H144ZM157 177V176H156ZM159 177V176H158ZM168 177V176H167ZM170 177V176H169ZM184 177V176H183ZM182 177V178H183ZM188 177V176H187ZM190 177H191V175H190ZM194 176H193V179L195 178ZM199 177H201V175L199 176ZM209 177H211V176H209ZM208 177V181H206L207 183H208V186H209V184L210 185H217L218 184V182L219 181H221L222 180V177L220 176V178H219V176L217 177V178H209ZM234 177V178H235ZM241 177H243V175L241 176ZM241 177L240 178H238V179H241ZM7 178V177H6ZM35 178H37V177H35ZM75 178H77V176L75 177ZM80 178V177H79ZM78 178V179H79ZM85 178V177H84ZM91 178H93V177H90V179ZM119 178V177H118ZM126 178V177H125ZM150 178V177H149ZM155 178V177H154ZM164 178V177H163ZM162 178V179H163ZM171 178V177H170ZM178 178V177H177ZM197 178V177H196ZM202 178V177H201ZM204 178V177H203ZM10 179V178H9ZM67 179H69V182H68V180ZM123 179V178H122ZM139 179V178H138ZM142 179V178H141ZM145 179V178H144ZM153 179V178H152ZM151 179V180H152ZM165 179V178H164ZM200 178H197V180H199ZM230 179H232V178H230ZM1 180V182H2V179H0ZM4 180V179H3ZM7 180V179H6ZM6 180H4V181H6ZM11 180V179H10ZM9 180V181H10ZM26 180V179H25ZM25 180H24V182H25ZM115 180V179H114ZM127 180V179H126ZM148 180V179H147ZM150 180V179H149ZM156 180V179H155ZM171 180V179H170ZM182 179H180V181H181ZM185 180H186V177H185ZM189 180V179H188ZM187 180V181H188ZM196 180V181H197ZM202 180V179H201ZM8 181V180H7ZM6 181V182H7ZM32 181V179L30 180V182ZM85 181V180H84ZM91 181H92V179H91ZM94 182H95V179L93 180ZM110 181V182H109ZM123 181H124V179H123ZM157 181V180H156ZM165 181V180H164ZM177 181V180H176ZM223 181V180H222ZM238 182V180L236 179V180H234V182ZM240 181V180H239ZM0 182V183H1ZM94 182H92V183H94ZM96 182V183H97ZM125 182V181H124ZM136 182V181H135ZM152 182H154V180L152 181ZM169 182V181H168ZM173 182V181H172ZM189 182V181H188ZM190 182H191V180H190ZM189 182V183H190ZM194 182V181H193ZM192 182V183H193ZM203 182V181H202ZM3 183V182H2ZM27 183V182H26ZM77 183H78V180H77ZM122 183V182H121ZM138 183L140 184V181L138 180ZM162 183V182H161ZM192 183H190V185L192 184ZM206 183V184H207ZM224 183V182H223ZM222 183V184H223ZM24 183H22L21 185L23 186V187H25L24 185H23ZM29 184V183H28ZM31 184V183H30ZM29 184V185H30ZM73 184V183H72ZM86 184V183H85ZM84 184V185H85ZM95 184V183H94ZM109 184V185H110ZM117 184V183H116ZM125 184V183H124ZM127 184V183H126ZM136 184V183H135ZM143 184V183H142ZM152 184H154V183H152ZM167 184V183H166ZM175 184V183H174ZM178 184H180L179 182H178ZM205 184V183H204ZM21 185H19V187H21ZM90 185V184H89ZM92 185V184H91ZM112 185V184H111ZM110 185V186H111ZM129 185V184H128ZM128 185H126V186H128ZM137 185V184H136ZM145 185V184H144ZM157 185V184H156ZM164 185V184H163ZM176 185V184H175ZM193 185V184H192ZM194 185H195V183H194ZM203 185V184H202ZM227 185V184H226ZM82 185L80 184V189H82L81 190V192L78 194V192L75 190V188H74V191H76L77 192V194H78V196H77V203L75 204V206H72L73 208H74V210L76 211V212H78V213H86V212H88V211H85V210H89V209H91V208H94V209H96L98 206H100V202L102 201V199L101 198H93L94 196H91L86 190H83L84 188H82L81 187ZM97 186V185H96ZM125 186V185H124ZM129 186H131V185H129ZM138 186V185H137ZM171 186H172V184H171ZM183 186V185H182ZM186 186V185H185ZM207 186V185H206ZM205 186V187H206ZM251 186V187H250ZM18 187V188H19ZM23 187H21V188H23ZM29 187V186H28ZM32 187V186H31ZM76 187V186H75ZM90 187V186H89ZM88 187V188H89ZM94 187V186H93ZM106 187H108V186H106ZM139 187V186H138ZM142 187V186H141ZM191 187V186H190ZM199 187V186H198ZM213 187V186H212ZM211 187V189H212V191H214L213 190V188ZM240 187V186H239ZM243 187V188H244ZM70 188V187H69ZM73 188V187H72ZM71 188V189H72ZM87 188V189H88ZM119 188V187H118ZM122 188V187H121ZM133 188V187H132ZM145 188H146V186H145ZM184 188V187H183ZM188 188V187H187ZM208 188V187H207ZM85 189H86V186H85ZM116 189V188H115ZM123 190H124V188H122ZM127 189V188H126ZM136 189V188H135ZM142 189V188H141ZM147 189V188H146ZM150 188H148V190H149ZM169 189V188H168ZM173 189V188H172ZM211 189H209L208 188V190H210V192H211ZM17 190V189H16ZM19 190V189H18ZM18 190H17V192H18ZM23 190V189H22ZM55 190V189H54ZM54 190H53V192H54ZM57 190V189H56ZM78 190V189H77ZM109 190V189H108ZM128 190H130V189H128ZM128 190H127V192H128ZM134 190V189H133ZM151 190H152V188H151ZM150 190V191H151ZM185 190H186V188H185ZM189 190V189H188ZM191 190V189H190ZM194 190V189H193ZM242 190H244V189H242ZM21 191V190H20ZM50 191V192H49ZM70 191V190H69ZM79 191V190H78ZM91 191V190H90ZM98 191V190H97ZM96 191V192H97ZM137 191L139 192L140 190H138L137 189ZM217 191H219V190H217ZM42 192V191H41ZM40 192V193H41ZM53 192H51V193H53ZM56 192V191H55ZM58 192V191H57ZM56 192V193H57ZM61 192V193H62ZM93 192H94V190H93ZM95 192V193H96ZM101 192V191H100ZM116 192H118V191H116ZM124 192V191H123ZM131 192H132V190H131ZM136 192V191H135ZM174 192V194L177 192H175V191H173ZM179 192V191H178ZM183 192V191H182ZM206 192V191H205ZM224 192V191H223ZM31 193V192H30ZM33 193H31V195L33 194ZM39 193V194H40ZM50 193V194H51ZM65 193V192H64ZM70 193V192H69ZM75 193V192H74ZM102 193V192H101ZM109 193V192H108ZM111 193V192H110ZM141 193V192H140ZM143 193H144V191H143ZM142 193V194H143ZM184 193V192H183ZM213 193V192H212ZM219 193H220V191H219ZM232 193V192H231ZM243 193V192H242ZM12 194V193H11ZM11 194H10V196H11ZM36 194V193H35ZM43 194V193H42ZM49 194V195H50ZM97 194V193H96ZM107 194V193H106ZM119 194V193H118ZM149 194H150V192H149ZM149 194H148V196H149ZM181 194V193H180ZM216 194V193H215ZM221 195H222V193H220ZM244 194V193H243ZM246 194H247V192H246ZM19 195V194H18ZM17 195V193H14V194H12V202H14V201H16L17 199H18V197H20V196H18ZM21 195V194H20ZM34 195V194H33ZM53 195V194H52ZM58 195V194H57ZM98 195V194H97ZM122 195H124V193L122 194ZM130 195V194H129ZM129 195H128V197H129ZM133 195H134V193H133ZM140 195V194H139ZM146 195V194H145ZM156 195V194H155ZM159 195V194H158ZM184 195V194H183ZM190 195V194H189ZM211 196H212V194H210ZM217 195H218V193H217ZM228 195V194H227ZM230 195L231 194H229V198H230ZM235 195V197H236V200L237 199H240V198H238L237 197V195H236V193L234 194ZM239 195H241V194H239ZM3 196H5V195H3ZM24 196V195H23ZM27 196V195H26ZM56 196V195H55ZM55 196H53V197H55ZM64 196H65V194H64ZM69 196H71V195H69ZM99 196L101 197V195L99 194ZM115 196H117V195H115ZM114 196V197H115ZM127 196V195H126ZM138 196V195H137ZM151 196V195H150ZM166 196V195H165ZM195 196V195H194ZM207 195H204L203 193H202V195L201 196H199V197H201V199H207V197H206ZM214 196V195H213ZM233 196V195H232ZM242 196V195H241ZM244 196V195H243ZM243 196L241 197V198H243ZM63 197V196H62ZM120 197V196H119ZM134 198H135V196H133ZM143 197V196H142ZM160 197V196H159ZM162 197V196H161ZM160 197V198H161ZM171 197V196H170ZM198 197V196H197ZM205 197V198H204ZM215 197H216V195H215ZM226 198V196L224 195L223 196V198ZM240 197V196H239ZM24 198V197H23ZM104 198V197H103ZM116 198V197H115ZM118 198V197H117ZM121 198V197H120ZM163 198H165V197H163ZM184 198H186V197H184ZM192 198V197H191ZM195 198V197H194ZM209 198V197H208ZM212 197H210L209 199H211ZM5 199V198H4ZM40 199H42V198H40ZM66 199V198H65ZM108 199V198H107ZM127 199V198H126ZM145 199V198H144ZM147 199H149V197L147 198L146 197V201H147ZM217 199H218V196L216 197V203H217ZM221 198H220V196H219V200H220ZM10 200V199H9ZM19 200V199H18ZM121 200H122V198H121ZM130 200H131V198H130ZM151 201H152V199H150ZM149 200V201H150ZM166 200V199H165ZM168 200V199H167ZM171 200V199H170ZM173 200V199H172ZM171 200V201H172ZM187 200V199H186ZM186 200H183V201H185L186 202ZM196 200H197V198H196ZM196 200H195V202H196ZM222 200H225V199H222ZM228 200V199H227ZM229 200H232V199H229ZM241 201H242V199H240ZM4 201V200H3ZM3 201H2V203H3ZM61 201V200H60ZM112 201V200H111ZM117 201H119V203L121 202L120 200H117ZM126 201V200H125ZM124 201V202H125ZM136 201V200H135ZM134 201V202H135ZM141 201V200H140ZM159 201V200H158ZM198 201V200H197ZM205 201V200H204ZM212 201V200H211ZM235 201V200H234ZM233 201V202H234ZM239 201V200H238ZM245 200H243V202H244ZM55 202V201H54ZM53 202V203H54ZM156 202V201H155ZM161 202H162V199H161ZM164 202V201H163ZM179 202V201H178ZM177 202V203H178ZM203 202V201H202ZM209 202V201H208ZM215 202V201H214ZM214 202H212V203H214ZM221 203H224V201L222 202V201H220ZM226 202H228V201H226ZM236 203H237V201H235ZM234 202V203H235ZM0 204V205H3V204ZM50 203V202H49ZM57 203H58V201H57ZM102 203V202H101ZM123 203V202H122ZM128 203V202H127ZM137 203V202H136ZM159 203V202H158ZM171 202H169V204H170ZM174 203V202H173ZM199 203H200V201H199ZM198 203V204H199ZM207 203V202H206ZM206 203H205V205H206ZM209 203H211V202H209ZM220 203V204H221ZM241 203V202H240ZM245 203V202H244ZM250 203V202H249ZM8 204V203H7ZM43 204H44V202H43ZM51 204V203H50ZM116 205H117V203H115ZM121 204V203H120ZM135 204V203H134ZM151 204H152V202H151ZM161 204V203H160ZM165 204V203H164ZM195 204H197V203H194V205ZM204 204V203H203ZM218 204V203H217ZM5 205V204H4ZM23 205V204H22ZM31 205H32V202H31ZM45 205H46V201H45ZM53 205L54 204H52L51 205V208L53 207ZM70 204H68L67 202H62V203H60V204H58L57 206H55L53 209H51L52 211V213H50V215L47 217V216H44V218L42 217V226L40 225V224H38V227H39V225H40V227H42V228H40L42 231H44V232H46V233H48L47 235L46 234H44L45 236H46V238H47V236H49L48 238L50 239V235L52 236V238H51V244H52V241L54 240L53 239V235L52 234H56L57 235V233H58V237H59V233H62V235L64 234V235H66L65 233H64V231H66V230H69V232H71V230L73 229H68L69 227H71V226H73V225H71V224H75V225H78V227H79V225L82 223L80 220L81 219H79V217L78 216H68V217H65L66 215H67V211H68V214H70L71 213V209H70V213H69V209H67V211L65 212V216H57L56 215V213L58 212V211H63V209H65V208H67L68 206H69ZM114 205V204H113ZM116 205H115V207H116ZM128 205V204H127ZM163 205V204H162ZM161 205V206H162ZM168 205V204H167ZM175 205H176V202H175ZM190 205V204H189ZM193 205V206H194ZM216 205V204H215ZM226 205V207H227V204H225ZM230 205V204H229ZM238 205V204H237ZM240 205H243V204H240ZM16 206V205H15ZM21 206V205H20ZM47 206V205H46ZM123 206V204L122 205H118L117 207H120V208H118V209H120L119 210V212H121V207ZM129 206H131V204H129ZM132 206H133V204H132ZM132 206H131V208H132ZM151 206V205H150ZM160 206V207H161ZM170 206V205H169ZM174 206V205H173ZM173 206H172V208H173ZM214 206V205H213ZM221 206H223L222 204H221ZM244 206H246V203H245V205ZM243 206V207H244ZM253 207V205H250V207ZM3 207V206H2ZM1 207V210L0 211H2L3 210V208ZM5 207V206H4ZM7 207V206H6ZM17 207V206H16ZM22 207H24V206H22ZM33 207V206H32ZM38 207V206H37ZM70 207V206H69ZM68 207V208H69ZM107 207V206H106ZM117 207L115 208V209H117ZM171 207V206H170ZM177 207H178V205H177ZM220 207V206H219ZM218 207V208H219ZM225 206H224V208H226ZM11 208V207H10ZM34 208V207H33ZM36 208V207H35ZM34 208V209H35ZM103 209H104V207H102ZM111 208H112V206H111ZM114 208V207H113ZM124 208H126V207H124ZM151 208V207H150ZM154 208V207H153ZM162 208H163V206H162ZM182 208V206H180L179 208H178V210L177 211H172L171 210V212H169L168 211V209L166 208L165 209V215H166V219H164L163 218V215L162 216H160V218H162V220L164 219V221H162L161 219H159L158 217V219H159V222H160V220L162 221V223L161 224H159V225H155L156 227V229H162V231H161V233L160 234H158V237H155V240L154 241H151V239H146L145 238V236L147 235V233L149 232V231H147V233H144V238H142L141 237V239H138L137 237L136 238H132V239H130V240H128L127 242H125V243H123V244H121V242H120V249H119V251L117 252V251H115V255L113 256V254H114V250L113 251H111L110 249H109V247L107 248V249H109L111 252H112V255H109V254H107L106 253V251H105V253L103 252V253H99L98 255L96 254L97 252H99V251H96V253L94 254L93 253V251H88V246H87V251H85V252H83V250H84V246H82V250H81V248H80V250H81V253H77L76 251L74 252L73 250H71V248L69 249V244H67V245H69L68 247L65 245V243L63 244L62 243V241H63V239H62V241L60 240V243H59V240H58V244L57 245H54V246H52V245H50V246H52V247H54V253L55 252H58V254L59 255H61V257L59 258V259H55L56 260V264H208V262H212L214 259V256H213V254H212V248H213V246H214V244L216 245V239H212L211 237L212 236H214L213 235V232H212V230H211V228L210 229H208L207 227H205L204 226V224H203V222L204 221H202V218H201V216H200V218H201V220H199L200 218H199V215L197 216V217H194V218H192V220L190 221V223H188V227H187V230H189L190 231V234H192L193 236H199V234L201 235L200 236V238H198L197 240H196V242L195 243H193L192 242V244H190V242L188 241V239H187V237H185L184 235L187 233V230H186V232H185V234L184 235H182L181 233H180V235H178V234H176V232H174V226L175 225H177V223H178V219H179V217L181 216V217H183L182 216V214L180 215V212H179V209H181ZM191 208V207H190ZM217 208V207H216ZM223 208V207H222ZM230 208V207H229ZM228 208V209H229ZM231 208H233V207H231ZM230 208V209H231ZM245 208V207H244ZM254 208V207H253ZM20 209V208H19ZM22 209V208H21ZM20 209V210H21ZM47 209V208H46ZM93 209V210H94ZM101 209V208H100ZM108 209V208H107ZM130 209V208H129ZM161 209V208H160ZM246 209H247V207H246ZM252 210V208H249V210ZM26 210V207L23 209V211H25ZM28 210V209H27ZM39 210V209H38ZM37 209H36V212L38 211ZM66 210V209H65ZM140 210V209H139ZM143 210V209H142ZM170 210V209H169ZM220 210V209H219ZM224 210V209H223ZM34 211V210H33ZM43 211V210H42ZM122 211H123V208H122ZM126 211V210H125ZM129 211V210H128ZM149 211V210H148ZM209 211V210H208ZM230 211V210H229ZM22 212V211H21ZM20 212V213H21ZM35 212V211H34ZM73 212V211H72ZM105 212V211H104ZM107 212H109L108 210H107ZM146 212V211H145ZM154 212L155 211H152V213L154 214ZM157 212H158V210H157ZM164 212V211H163ZM162 212V213H163ZM182 212V211H181ZM211 212V211H210ZM213 212H214V210H213ZM225 212V211H224ZM236 212V211H235ZM237 212H238V210H237ZM236 212V213H237ZM250 212H252V211H250ZM253 212V213H254ZM19 213V212H18ZM33 213V212H32ZM32 213H30V214H32ZM91 213V212H90ZM95 213V212H94ZM124 213V212H123ZM129 213H130V211H129ZM159 213H161V212H159ZM161 213V214H162ZM194 213V211H193V209H192V214ZM196 213V212H195ZM194 213V214H195ZM202 213V212H201ZM200 213V214H201ZM209 213V212H208ZM227 213H228V210H227ZM241 213V212H240ZM245 213V212H244ZM252 213V214H253ZM8 214V213H7ZM7 214H6V217H7ZM23 214V213H22ZM25 214H26V212H25ZM24 214V215H25ZM45 214H47V213H45ZM61 214V213H60ZM71 214H73V213H71ZM93 214V213H92ZM112 214V213H111ZM122 214V213H121ZM128 214V213H127ZM139 214H141L140 212H139ZM155 214H156V212H155ZM192 214H190V215H192ZM229 214V213H228ZM231 214V213H230ZM9 215V214H8ZM16 215H17V213H16ZM19 215V214H18ZM18 215L17 216H15V220H17L16 218L18 217ZM28 214H26L25 215V217L27 216ZM37 215H38V213H37ZM61 215H63V212H62V214ZM85 215V214H84ZM89 215V214H88ZM96 215H98V214H96ZM108 215H110V214H108ZM114 215V214H113ZM133 215H134V213H133ZM138 215V214H137ZM203 215L204 216H206L205 215V212L203 213ZM202 215V216H203ZM210 215V214H209ZM214 215V214H213ZM226 215V214H225ZM224 215V216H225ZM233 215V214H232ZM235 216H236V214H234ZM244 215V214H243ZM246 215H249L248 214V211H247V214ZM245 215V216H246ZM3 216V215H2ZM2 216H0V218H2L0 221H2L3 220V218H5V216L4 217H2ZM10 216H11V214H10ZM9 216V217H10ZM20 216V215H19ZM33 216V215H32ZM99 216V215H98ZM117 216V215H116ZM128 215H126V216H124V219L125 218H129V217H127ZM131 216V215H130ZM145 216V215H144ZM151 216V215H150ZM149 216V217H150ZM203 216V217H204ZM212 216V215H211ZM217 216H218V214L215 216L214 215V217H216L217 218ZM234 216V217H235ZM252 216V215H251ZM88 217V216H87ZM90 217V216H89ZM107 217V216H106ZM113 217V216H112ZM120 217H122V215H120ZM132 217V216H131ZM130 217V218H131ZM137 217H139V216H137ZM193 217V216H192ZM233 217V216H232ZM248 218H249V216H247ZM11 218H13V219H11ZM11 218H9L8 219V217L7 218H5V219H7V221H5V223H7V225H9L10 224V222L12 223L13 221H14V217H11ZM24 218V217H23ZM29 218V217H28ZM27 218V219H28ZM38 218V217H37ZM94 218V217H93ZM142 218H143V216H142ZM142 218H140V219H142ZM228 218V217H227ZM240 218V217H239ZM241 218H242V216H241ZM247 218V219H248ZM253 218V217H252ZM22 219V218H21ZM39 219V218H38ZM37 219V220H38ZM95 219V218H94ZM101 219V218H100ZM110 219V218H109ZM114 219H115V217H114ZM120 219V218H119ZM132 219V218H131ZM148 219V218H147ZM151 219H152V217H151ZM157 219V220H158ZM222 219H223V217H222ZM225 219V218H224ZM224 219H223V221H224ZM25 220H26V218H25ZM33 220H35V217H34V219ZM37 220H35V221H37ZM117 220H118V218H117ZM127 220V219H126ZM130 220V219H129ZM133 220V219H132ZM183 220V219H182ZM189 220V219H188ZM208 219H206L205 221H207ZM221 220V219H220ZM241 220V219H240ZM4 221L2 222V223H4ZM17 221H19V219L17 220ZM17 221H14L13 223H16V224H14V226H11L12 224H10V227H11V229L14 227V228H16V225L18 226V224L19 223H17ZM22 221H24L23 219H22ZM21 221V222H22ZM29 221V220H28ZM32 221V220H31ZM88 221H89V219H88ZM87 221V222H88ZM125 221V220H124ZM128 221V220H127ZM138 221H141V220H138ZM143 222H144V220H142ZM141 221V222H142ZM153 221V220H152ZM181 221V220H180ZM186 221V220H185ZM213 221V220H212ZM211 221V222H212ZM231 221V220H230ZM8 222H9V224H8ZM20 222V221H19ZM34 221H32V223H33ZM116 222V221H115ZM120 222V221H119ZM123 222V221H122ZM147 222V221H146ZM149 222V221H148ZM183 222V221H182ZM189 222V221H188ZM208 222V221H207ZM222 222V221H221ZM232 222V221H231ZM234 222V221H233ZM257 223H259L258 221H256ZM255 222V223H256ZM1 223V222H0ZM30 223V222H29ZM37 223H38V221H37ZM90 223V222H89ZM117 223H118V221H117ZM125 223V222H124ZM129 223V222H128ZM136 223V222H135ZM152 223H154V222H152ZM152 223L150 224V226H148L149 228H151V225H152ZM158 223V222H157ZM224 223V222H223ZM241 223H242V221H241ZM243 223H244V221H243ZM257 223H256V227H257ZM22 224V223H21ZM83 224V223H82ZM130 224V223H129ZM139 224V223H138ZM146 224V223H145ZM166 224V226L167 227H165V226H163V225H165ZM182 224V223H181ZM208 224V223H207ZM217 224V223H216ZM225 224H226V222H225ZM236 224H239V223H236ZM235 224V225H236ZM260 225H261V223H259ZM263 224H264V222H263ZM7 225H6V229L8 230V227H7ZM23 225V224H22ZM21 225V226H22ZM25 226L27 225V223L26 224H24ZM37 225V224H36ZM120 225H122V224H120ZM124 225V224H123ZM128 225V224H127ZM131 225H133L132 224V222H131ZM135 225V224H134ZM141 225H142V223H141ZM141 225H139V226H141ZM147 225H149L148 223H147ZM147 225H146V228H147ZM255 225V224H254ZM259 225V226H260ZM2 226H3V228H4V224L3 225H0V227L2 228ZM20 226V225H19ZM31 226V225H30ZM83 226V225H82ZM126 226V225H125ZM130 226V225H129ZM143 226V225H142ZM145 226V225H144ZM144 226H143V228H144ZM183 226V225H182ZM211 226V225H210ZM216 226V225H215ZM219 226V225H218ZM230 226V225H229ZM228 226V227H229ZM234 226V225H233ZM246 226H247V224H246ZM253 226V225H252ZM24 227V226H23ZM33 227V226H32ZM137 227V226H136ZM178 227H179V225H178ZM225 227H226V225H225ZM227 227V228H228ZM240 227V224L238 225V228ZM243 227V226H242ZM0 228V231H2V229ZM13 228V230H15V231H17L18 229H14ZM26 228H28V226L26 227ZM37 228V226L35 227V228H33V233H34V229H36ZM127 228V227H126ZM131 228V227H130ZM140 228H142V227H140ZM180 228H182V227H180ZM237 228V229H238ZM241 228V227H240ZM245 228V227H244ZM5 229V228H4ZM10 228H9V230H11ZM20 229H25V228H20ZM39 229V231H41ZM66 229V230H65ZM81 229H83V227L81 228ZM121 229V228H120ZM123 229V228H122ZM121 229V230H122ZM138 229V228H137ZM214 229V228H213ZM224 229H226V228H224ZM234 229H236V227L234 228ZM242 229V228H241ZM13 230H11V232H15V231H13ZM77 230V229H76ZM75 230V231H76ZM131 230V229H130ZM129 230V231H130ZM132 230H133V228H132ZM131 230V231H132ZM136 230V229H135ZM135 230H133L134 232H135ZM146 230L147 229H145V232H146ZM178 230V229H177ZM182 230H184V229H182ZM223 230V229H222ZM228 230V229H227ZM239 230V229H238ZM238 230H237V233H238ZM245 230V229H244ZM249 230H255V227L253 226V227H250V229ZM20 231V230H19ZM25 231H27V233H28V230H26L25 229ZM29 231H30V228H29ZM35 231H37V230H35ZM39 231H37L38 233H40ZM74 231V232H75ZM81 231H83V230H81ZM133 231L131 232V233H133ZM153 231V230H152ZM179 231H180V229H179ZM216 231V230H215ZM214 231V232H215ZM220 228H219V234H220ZM225 231V230H224ZM229 231V230H228ZM235 231V230H234ZM240 231V230H239ZM4 232V231H3ZM3 232H1V233H3ZM67 232V231H66ZM73 232V231H72ZM72 232L71 233H69V235H71L72 234ZM77 232H79V231H77ZM124 232V231H123ZM126 232V231H125ZM142 232V231H141ZM143 232H144V230H143ZM156 232V231H155ZM155 232H153V233H155ZM216 232H218V231H216ZM236 232V231H235ZM0 233V234H1ZM13 233L11 234V235H9L8 233H6V234H8L9 236H7L8 238H10V236H12L13 235ZM38 233H37V235H38ZM68 233V232H67ZM87 233H89L88 231H87ZM92 232H90V234H91ZM96 233H98L97 231H96ZM231 233V232H230ZM236 233V234H237ZM32 234V233H31ZM31 234H30V236H31ZM41 234H42V232H41ZM40 234V239H42V240H45L46 238H43V237H41V236H43V235H41ZM50 234V235H49ZM80 234V233H79ZM93 234H95V233H93ZM129 234V233H128ZM134 234V233H133ZM136 234V233H135ZM137 234H138V231H137ZM151 234V233H150ZM150 234H148V236L150 237V236H152L151 238H153V235H150ZM189 234V233H188ZM216 234V233H215ZM218 234V233H217ZM216 234V235H217ZM224 234V233H223ZM223 234H221L222 236H223ZM230 235V234H227V237H225V238H220V239H223L222 241H225V240H234L235 238L234 237H236L237 236V238H238V235ZM251 234V233H250ZM15 235H16V233H15ZM35 235H36V233H35ZM74 235V234H73ZM77 235V233L74 235V236H76ZM83 235V234H82ZM85 235V234H84ZM88 235V234H87ZM140 235V234H139ZM141 235H143V233L141 234ZM249 235V234H248ZM44 236V237H45ZM90 236V235H89ZM91 236H92V234H91ZM129 236V235H128ZM131 236V235H130ZM129 236V237H130ZM155 236H157V235H155ZM226 236V235H225ZM0 237H1V235H0ZM4 237H5V234H4ZM13 237V236H12ZM12 237H11V239H12ZM38 237V236H37ZM55 237H57V236H55ZM57 237V238H58ZM62 237V236H61ZM64 238H66L65 236H63ZM72 237V236H71ZM79 237V236H78ZM88 237V236H87ZM87 237H86V239H87ZM104 237V236H103ZM132 237V236H131ZM130 237V238H131ZM140 237V236H139ZM147 237V236H146ZM215 237V236H214ZM15 238V237H14ZM16 238H18V237H16ZM15 238V239H16ZM19 238H22V236L20 237V235H19ZM56 238V239H57ZM70 238V236L68 237V239ZM76 238H77V236H76ZM128 238V237H127ZM208 238H211V239H209V241L208 242H206L207 241V239ZM216 238V237H215ZM218 238V237H217ZM247 238V237H246ZM14 239V240H15ZM33 239V238H32ZM48 239V240H49ZM53 239V240H52ZM61 239V238H60ZM67 239V238H66ZM101 239V238H100ZM126 239V238H125ZM192 239V238H191ZM194 239V238H193ZM219 239V240H220ZM239 239V238H238ZM3 240H6V244H7V239H4L3 238ZM9 240V239H8ZM22 240H23V238H22ZM26 240V239H25ZM28 240H31V239H27V241ZM47 240V239H46ZM74 240V239H73ZM72 240V241H73ZM83 240H84V237H83ZM89 240V239H88ZM153 240V239H152ZM194 240V241H195ZM1 241L2 240H0V243H1ZM17 241H19V239L17 240H15L14 241V245H15V242L16 243H18ZM35 240H33V243H35L34 242ZM41 241V240H40ZM40 241H39V243H40ZM50 241V240H49ZM69 241V240H68ZM78 241H79V243H81L80 242V240L78 239ZM97 241H99V240H97ZM102 241H104V240H102ZM115 241V240H114ZM118 241V240H117ZM120 241V240H119ZM236 239L234 240V241H232L231 243H233L234 245H236ZM4 241H2V249H7V254L9 253V252H11V251H9L8 252V248H6V247H8V244L6 245V246H3L4 245V243H3ZM11 242H12V240H11ZM11 242L9 243V245H10V247H11ZM45 242V241H44ZM44 242H42V243H44ZM57 242V241H56ZM66 243H67V241H65ZM83 242V241H82ZM112 242V241H111ZM116 242V241H115ZM219 242H221V241H219ZM226 242H228V241H226ZM225 242V243H226ZM239 242V241H238ZM28 243H29V241H28ZM37 243H38V241H37ZM38 243V244H39ZM54 243H55V240H54ZM72 243H75V240L72 242ZM71 243V241H70V244H72ZM89 243H90V241H89ZM88 243V244H89ZM110 243V242H109ZM109 243H108V245H109ZM118 243V242H117ZM19 244V243H18ZM25 244H26V242H25ZM41 244V243H40ZM39 244V246H41ZM78 243H76V245H77ZM83 244V243H82ZM87 244V243H86ZM95 244V243H94ZM101 243H99L98 245H100ZM105 245L106 243H104V242H102V244L99 246V247H101L102 245ZM218 244V243H217ZM13 245V244H12ZM14 245H13V247H14ZM28 245V244H27ZM36 244H34V246H35ZM44 245H45V243H44ZM44 245H42V249H44V247L46 248V246H44ZM75 245V246H76ZM81 245V244H80ZM79 245V246H80ZM96 245H97V243H96ZM95 245V246H96ZM110 245H111V243H110ZM157 245H159V246H157ZM221 245H224L223 244V242H222V244L220 243V246ZM232 245V244H231ZM0 246H1V244H0ZM17 246V245H16ZM34 246H33V248H34ZM72 246H74V245H72ZM78 246V245H77ZM76 246V247H77ZM107 246V245H106ZM12 247V249H10V250H12L13 251V249L14 248H16V247H14L13 248ZM24 247V246H23ZM26 247H28V246H26ZM31 247V248H30ZM38 247V246H37ZM37 247H35V249L37 248ZM75 247V248H76ZM94 247V246H93ZM114 247V246H113ZM222 247V246H221ZM29 248L32 250L33 248H32V246H30L29 245ZM48 248H50L49 246H48ZM97 249H98V247H96ZM115 248H117V246L115 247ZM229 248H230V245H229ZM235 248H237V246H235ZM24 249V248H23ZM41 249V248H40ZM41 249V250H42ZM91 249V248H90ZM100 249V251H101V248H99ZM105 249H106V247H105ZM112 249V248H111ZM233 249V248H232ZM257 249V248H256ZM0 250H1V248H0ZM15 250V249H14ZM25 250V249H24ZM23 250V251H24ZM45 250V249H44ZM47 250V249H46ZM51 249H49V251H50ZM86 250V249H85ZM93 250V249H92ZM102 250H103V247H102ZM108 250V252L110 253V251ZM22 251V250H21ZM26 251V250H25ZM34 251V250H33ZM43 251V250H42ZM42 251H41V253H42ZM227 251H228V249H227ZM234 251V250H233ZM253 251V250H252ZM3 252V253H2ZM4 252H5V250H3V251H0V255L2 256V254L4 255ZM32 252V251H31ZM36 252H40V250H37ZM45 252H47V251H45ZM16 253H17V251H16ZM20 253V252H19ZM21 253H23V252H21ZM20 253V254H21ZM27 252H25V256L29 253V251H28V253L26 254ZM43 253H44V251H43ZM233 253V252H232ZM237 253V252H236ZM10 254V253H9ZM11 254H13L14 255V253H11ZM10 254V255H11ZM38 254V253H37ZM36 254V255H37ZM45 254H47V253H45ZM51 254V253H50ZM23 256H24V254H22ZM28 255H30L31 256V254H28ZM27 255V256H28ZM35 255V254H34ZM35 255V256H36ZM41 255V254H40ZM40 255L38 254L36 257H37V259H38V256L40 257ZM52 255H55V254H52ZM261 255H262V253H261ZM0 256V260H2V257ZM5 256V255H4ZM8 256V258L10 257L9 255H7ZM7 256H6V258H3V259H6V260H2V262H0V264H10L11 263V259H13V258H15V260L17 261V257L19 256H21V255H18V256H12L11 255V257H13V258H11V259H8L7 260ZM24 256V257H25ZM30 256H28V257H26V258H28L27 259V261L28 260H31V258H32V256L30 257ZM48 256V255H47ZM213 256V257H212ZM24 257H20L21 259H23ZM29 257H30V259H29ZM35 257V258H36ZM43 257H45L44 256V254H43ZM255 257V256H254ZM258 257V256H257ZM47 258V257H46ZM240 258V257H239ZM42 259V258H41ZM53 259H54V257H53ZM218 259V258H217ZM262 259V258H261ZM14 260V262L16 263V261ZM19 260V259H18ZM39 260V259H38ZM38 260H37V263H35V264H39L40 263V261H39V263H38ZM42 260H44V259H42ZM54 260V261H55ZM215 260H216V258H215ZM33 261H34V259H33ZM36 261V260H35ZM47 261H48V259H47ZM47 261H46V264H47ZM50 261V260H49ZM252 261V260H251ZM18 263L20 262V261H17ZM25 262V261H24ZM24 262H21V264H23ZM28 262H30V261H28ZM27 262V263H28ZM42 263H45V261H41ZM217 262V261H216ZM215 262V263H216ZM225 262V261H224ZM248 262V261H247ZM31 263H33V262H31ZM41 263V264H42ZM218 263V262H217ZM12 264V263H11ZM25 264V263H24ZM52 264V263H51ZM55 264V263H54ZM209 264H211V263H209ZM225 264H227V263H225ZM254 264V263H253Z\"/></svg>", "mask_w": 264, "mask_h": 264}]
</instances>
